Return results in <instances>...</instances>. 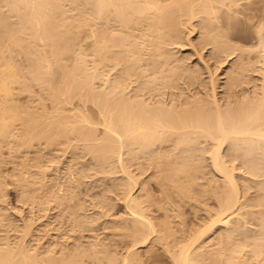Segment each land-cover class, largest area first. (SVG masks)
Returning <instances> with one entry per match:
<instances>
[{
	"label": "rangeland",
	"instance_id": "374dc122",
	"mask_svg": "<svg viewBox=\"0 0 264 264\" xmlns=\"http://www.w3.org/2000/svg\"><path fill=\"white\" fill-rule=\"evenodd\" d=\"M2 0H0V20H2V24H6V26H8V27H11L10 29H11V32L13 31V30H15V28L16 29H18V28H20L19 27V25H20V22H19V18H18V20H17V15H19V13L18 14H16V15H13V16H16L15 18L12 16V14H14L11 10L12 9H7V10H10L11 12H12V14L10 13V11H9V13H6L7 11H6V7L5 6H7L6 4L7 3H5V2H1ZM39 1H41V0H39ZM243 1H245V0H243ZM248 1V0H247ZM247 1L246 2H241V4H242V6L240 5V7H242L243 8V5H245L244 6V8H243V12L244 13H242V14H240V12L238 13V11L237 12H235L236 11V8H234L235 6H232L233 7V9L232 8H225V7H227V6H225V7H223V6H221V9H220V7L218 8V9H220V10H222V9H226L227 11H229V15H230V10L229 9H232L233 11H234V9H235V13H237L238 15L236 16V17H234L233 18V14H231V15H233V16H229V18L227 19V15H228V12H226L225 11V9H224V11H222V13H219L218 14V16L220 15V17H221V19H220V17H219V20H222V23L224 24L225 23V20H226V22L227 23H225L224 25L227 27L226 29L227 30H229V36H228V32H227V40L229 39V41L231 42V46L230 47H232L233 45L232 44H234V48H235V46L238 48V49H243V51L241 52L240 50H236V51H234V53H232V50H231V48L229 47V46H227L228 44L230 45V42L228 41L226 44H225V46H224V48L223 49H225L226 47H229L230 49L228 50V52L230 53V54H225L226 52H225V50L223 51V49H222V45H221V50L223 51V52H225L224 54L226 55H224L223 53H222V51H220L219 53H220V55L221 54H223V56L222 57H224V59L225 60H223V59H221V56H220V58H218V59H221V60H223V61H218L217 59H215L214 58V53L219 49H217V50H215V52L214 53H212V52H210L211 51V46L213 45V48H214V44H210V45H205V47H204V44H202V42H205V44L206 43H209V42H206V38H205V41H202L201 42V40L200 39H204V37L202 36L201 37V32L200 31H202V29L201 28H203L202 27V25L200 26V29L201 30H199V26H197L198 25V19L199 20H201V16L202 15H205V14H200L201 16L200 17H198V19L197 18H195V21H193L192 22V27L190 28V24L188 25V26H186L185 28H188L189 29V31H188V29L187 30H184V28L182 27V33L185 35V36H181L182 38H183V42H181L180 40L182 39H180L179 40V42H181L180 44H177L176 45V43L175 44H173L174 46H169L170 44H168V46H165V44H164V46L166 47V49L167 48H169V49H167L168 50V52H169V50H170V48H171V50H170V52L171 51H173V55H171V54H168V57L170 58V59H172V60H170L169 58H168V60H170V61H167V63L168 62H171V65H175V63H177V62H175V61H178V59L179 58H181L183 61H184V64L182 63V62H180V63H182L181 65H180V63H179V65H180V68H184L183 67V65H185V66H187L186 68H184V72H185V70L187 69V68H189V73H190V71H195V74H197L196 72L197 71H199L198 72V74L196 75V77H195V82L194 83H191V80H192V76H195V74L193 75V71L189 74L190 76H191V78H190V76L188 77L187 76V74L185 75V74H183V71L181 72L182 74L180 75V72L178 73V75L179 76H177V77H174V83H173V80L171 81L172 83V85L171 84H169L170 82H169V80H165V79H167L168 77H167V75H168V66H167V63H166V66H167V69L168 70H166V73L167 74H165V72L163 73V68L161 67V66H165L164 65V63L166 62H164L163 63V65H161V66H159L160 68H162V70L159 68V70H161L162 72H160V74H164V75H166L165 77H167V78H165L164 80H165V82H163V83H165L166 84V82H169V83H167L166 85L168 86H165L164 87V85L162 84V88L160 89V90H155L154 89V87H155V85L157 84H151V85H153L154 87H151V85H149V87H148V84H146V82L149 80V76H151L152 74H153V72L150 70L149 71V69H153V68H155V67H153V66H149V64L148 65H146V63L147 62H149V61H147L146 63H144L145 61H143L142 62V57L144 56V54H145V52H146V54L145 55H148V52L147 51H149V48H150V46L149 47H147V48H143V46L145 47V45H147V44H145V45H138L140 48H141V46H142V48L144 49L142 52L144 53L143 54V56H141L142 55V53H141V55H139L138 56V58H142L141 59V62H139L138 61V63H140L141 65H143V64H145L146 66H149L150 68H147L148 69V72L145 70V68H144V66H143V68H140V69H137V71H139L140 73H141V75H143L144 74V70H145V74L147 75H145V78L144 79H146V81L143 79V77L141 78L139 75H137L138 77H136L137 79H143V80H139L138 82H137V80H136V78H135V81H132L131 83H133L134 82V84L132 85L131 84V87H129L130 89H128L127 90V92H131V95H129L130 97H132V96H135V98H137L138 96L140 97L141 96V94H140V92H138L140 89V91H142L143 93H145V95L144 94H142V96H144V100L147 98V104H148V102H152L153 101V103H154V105H153V107H158L159 108V106H158V104L157 103H159V105H160V103L162 104V105H160L161 106V108H164L165 110H168V108L166 109L165 107H162L163 106V104L165 103V105L167 106V105H171V109L172 108H174V107H172V106H176V109L178 108H180V107H177V105L178 106H180L182 103H183V107H184V103L186 104V102H190V100L192 99V101H193V99H194V96L195 97H197L198 98V96L200 95L201 96V98L202 99H199V100H201L200 102H202V100L204 101L205 99L207 100L208 99V105L207 106H209V108L211 107V110L214 108L213 107V105H211V104H209V103H211V100H212V102H213V99L214 98H212V99H210L211 97H212V93H213V90H214V92H216L215 93V97H217V99H218V102H220V104H222V108L224 107V108H226L225 106L227 105H230V103L232 104V102H233V106L232 107H234L235 109H238V108H236L235 106H237L236 104L238 103V102H241V103H238V104H241V105H238V107H240L241 106V108L243 107L242 105H244V107L243 108H247V106H249V104L247 105V103H250L251 102V100H249V99H251L252 98V100L253 99H256L257 97H260V96H262L263 94H264V0H249L248 2L249 3H247ZM3 3H5V4H3ZM65 3V2H64ZM67 3H68V1H67ZM216 2H214L213 4H215ZM63 5V4H62ZM61 5V7H63L64 8V5H65V8H70L72 5H70V6H66V4H64L63 6ZM215 5H219V3H217V4H215ZM84 6V5H83ZM82 6V7H83ZM2 7V8H1ZM60 7V8H61ZM85 7H87V6H85ZM84 7V8H85ZM223 7V8H222ZM249 7V8H248ZM4 8V9H3ZM8 8V7H7ZM60 8H58V9H60ZM63 8H62V12L65 10V8H64V10H63ZM80 9H78V8H73V11L75 10V13L72 11V10H65L66 12L67 11H70L68 14H69V16L70 17H72L73 16V13L74 14H77L78 12H79V10L80 11H82L84 8H82V10H81V7H79ZM242 8H240L239 9V7H238V10H241ZM2 9V10H1ZM58 9H56L55 11H54V14H55V18H58V17H60L62 14H64V13H59V15L60 16H58V13H57V10ZM78 9V12H76V10ZM85 10V11H84ZM82 12L83 13H85V12H88L87 11V9L85 8ZM5 11V12H4ZM60 11V10H59ZM218 12H221V11H219V10H217ZM233 11L231 12V13H233ZM16 12H18V11H16ZM72 12V13H71ZM226 12V13H225ZM4 13V14H3ZM81 13V12H80ZM83 13L81 14V15H83ZM250 15H249V14ZM3 14V15H2ZM8 14V15H7ZM66 14L67 13H65L63 16H61V18L63 17L64 18V16H65V18H68L67 16H66ZM67 14V15H68ZM79 14V13H78ZM222 14V15H221ZM4 17H2V16ZM56 15H57V17H56ZM72 15V16H71ZM236 15V14H235ZM240 15V16H239ZM76 16V15H75ZM74 16V17H75ZM79 16V17H78ZM5 17H6V19H5ZM19 17V16H18ZM53 17H54V15H53ZM69 17V18H70ZM77 17L80 19V14L79 15H77ZM76 17V18H77ZM231 17V18H230ZM3 18V19H2ZM8 18V19H7ZM14 18V19H13ZM60 18V19H61ZM64 18V19H65ZM68 18V20H70L71 21V23H72V21H74L72 18H70L69 19ZM81 18H82V16H81ZM233 18V19H232ZM238 18V19H237ZM12 19V20H11ZM60 19L58 18V19H55V20H57V22H59L58 23V25H59V28H61V30H63L64 29V27H66V29L67 30H69V29H71L72 31H71V34H66V32H70V31H66V32H64V31H61L60 30V32H64L66 35H68L67 37H69L70 38V40H71V36H74L73 35V33H74V30L76 31V29H74L75 27H76V25H79V23H80V25H81V22H78V23H76V21L74 22V23H72V24H70L71 26L69 27V25L67 24V23H70V22H68L66 19V23L64 22V21H60ZM197 19V20H196ZM7 20V21H6ZM13 20H14V22H13ZM54 20V19H53ZM81 21H82V19H80ZM234 20V21H233ZM6 21V22H5ZM12 21V22H11ZM17 21H18V23H17ZM224 21V22H223ZM56 22V21H55ZM56 22V23H57ZM60 22H64V25L63 24H61ZM200 22V21H199ZM14 23V24H13ZM17 23V25H15ZM55 23V24H56ZM83 23V22H82ZM8 24V25H7ZM53 24H54V22H53ZM73 24H75L74 26H73ZM199 24H201V23H199ZM222 24V25H223ZM1 25V24H0ZM48 25H52V24H48ZM57 25V26H58ZM61 25H62V27H61ZM67 25V26H66ZM83 25V24H82ZM81 25V27H83ZM85 26H86V23L84 24ZM193 25H196L195 27L193 26ZM228 25V26H227ZM15 26V27H14ZM84 26V27H85ZM225 26L223 27V28H225ZM4 27H5V25H3V26H0V32H2L0 35H3L4 36V39H2V42H5L4 44L3 43H1V45H9V43L8 42H12L13 43V39L11 38V39H9V40H13V41H8L7 42V36L9 35V34H12V33H14V34H12L11 36L13 37V35H14V38L16 37V38H18V36H19V39H20V37L21 38H23L24 37V33L22 32H18V30L20 31V29H18V30H15V31H13L12 33L9 31L10 29L8 28V31H6L5 29H4ZM18 27V28H17ZM48 27V26H47ZM52 27V26H51ZM67 27H69V29L67 28ZM83 27V28H84ZM6 28V27H5ZM6 28V29H7ZM49 28H50V26H49ZM58 28V27H57ZM83 28H80V27H77V30L79 29V30H81L82 32L80 33V31H78V33H76L75 32V36H76V34H77V38L74 36L73 38H76V40H78V41H76V40H74V46L76 47V49L78 50H80V51H82L83 49H84V47H85V49L83 50L84 51V53H83V51L81 52V54L83 53V55L85 56H88L87 58H84V56L83 55H81V56H83V58L84 59H86V61H84V66H83V69L84 70H87V71H93L94 70V68L95 67H92V66H94V65H92L91 63H93V61L94 60H96L97 58H99V55L97 54V55H95V50L93 49V48H95V47H93L92 48V45H91V41H93L91 38H89L88 37V31H89V25H88V27L86 26L84 29ZM86 28H87V30H86ZM192 28H196V30L194 31V29H192ZM229 28V29H228ZM54 29H55V26H54ZM54 29L52 30V28L50 29V30H52L51 32L53 33V31H54ZM66 29H64V30H66ZM74 29V30H73ZM83 29V30H82ZM101 29V28H100ZM225 29V30H226ZM5 30V31H4ZM56 30V29H55ZM59 30V29H58ZM58 30H56V31H58ZM193 30V31H192ZM84 31H86V32H84ZM110 31V30H109ZM112 31V30H111ZM184 31V32H183ZM192 31V32H191ZM204 31V30H203ZM6 32L8 33V32H10V33H8L7 34V36H6ZM18 32V36H16V33ZM60 32H57V33H59V35H57L56 34V32L54 33V34H56L57 35V37H59L61 34H60ZM191 32V33H190ZM87 33V34H86ZM188 33V34H187ZM202 33H204V32H202ZM5 34V35H4ZM22 34V35H21ZM65 34H62V35H64V36H60V41H61V39H62V41H63V38L62 37H65L66 35ZM81 34V35H80ZM157 34V33H156ZM156 34H155V36H156ZM71 35V36H70ZM187 35V36H186ZM200 35V36H199ZM203 35V34H202ZM204 35H205V33H204ZM6 36V37H5ZM10 36V35H9ZM10 36V37H11ZM23 36V37H22ZM80 36V37H79ZM89 36H90V34H89ZM0 37H2V36H0ZM65 38V40L67 41V39H69V38ZM82 37V38H81ZM91 37V36H90ZM199 37V38H198ZM3 38V37H2ZM81 38V39H80ZM186 38V39H185ZM24 39V38H23ZM1 40V39H0ZM4 40V41H3ZM18 39H15V42L17 41ZM64 40V41H65ZM90 40V41H89ZM19 41V40H18ZM17 41V42H18ZM61 41V44L64 42H62ZM65 41V42H66ZM69 41V40H68ZM14 42V43H15ZM26 42H29V41H27L26 40ZM64 42V43H65ZM201 42V43H200ZM14 43H13V46L14 47H17V46H15L14 45ZM24 43V44H23ZM23 43H19L18 42V44H20V45H24L25 46V42H23ZM70 43V42H69ZM68 43V44H69ZM72 43H73V41L71 40V44L69 45V46H71L72 45ZM90 43V44H89ZM17 44V43H16ZM65 44H67V42L65 43ZM77 44V45H76ZM82 44V45H81ZM221 44H223V42H221ZM0 45V46H1ZM6 46V48L8 47V49H6V52H4V50L5 49H3L2 47L3 46H1L0 48H2V49H0L1 51L0 52H4V54L3 55H8V57L7 58H10L9 56H11V54H12V52H11V46L9 45V46ZM29 44L27 43L26 44V46H28ZM82 47H81V46ZM12 46V47H13ZM22 46H21V48H22ZM23 46V47H24ZM30 46V45H29ZM94 46V45H93ZM72 47V46H71ZM70 47V48H71ZM75 47H74V49H75ZM78 47H80V48H78ZM136 47V46H135ZM151 47H152V45H151ZM9 48H10V50H9ZM27 48H29L30 49V47H27ZM26 48V50H28ZM82 48V49H81ZM17 49V48H16ZM15 48H13V52L16 54V52H15V50H16ZM67 49H69V48H67ZM72 49V48H71ZM76 49L75 50H73V51H76ZM90 49V50H89ZM145 49H146V51H145ZM151 49V48H150ZM166 49H165V51H166ZM216 49V48H215ZM232 49H233V47H232ZM236 49V48H235ZM234 49V50H235ZM7 50H9L8 52H11V54L10 53H7ZM19 47H18V49H17V51L19 52ZM25 49H23L22 51H24ZM25 50V51H26ZM91 50H92V53L94 54V56H95V58H94V56H92L93 54L91 53ZM153 50H154V48H153ZM220 50V49H219ZM218 50V51H219ZM22 51H21V53H22ZM24 51V52H25ZM69 51V55H67V54H65V53H67ZM66 50V52L65 53H59V54H65L66 56H65V58H62V57H60V56H58L56 59H58L59 57L62 59V61L60 60V58H59V60L58 61H61V62H59V65H60V68H61V63L64 61V66H63V68H61V69H64V67L67 69V71H68V73L69 72H71V71H69L70 70V68H71V70H72V68H75L74 66L77 64V63H75L74 64V66L72 65V63H74L73 61H75V59H76V54H74V53H77V55L79 54L77 51L76 52H73L72 50H71V52H73V53H71L70 52V50ZM217 51V52H218ZM240 51V52H239ZM27 52V51H26ZM86 52V53H85ZM152 52V51H151ZM157 52V51H156ZM167 52V51H166ZM169 52V53H170ZM238 52V53H237ZM6 53V54H5ZM14 53L12 54V55H14ZM20 53V52H19ZM19 53H17L15 56H13V57H15V58H17V59H14L13 57H11V60H15L14 61V63L16 62V60H17V62L15 63V64H13L12 63V61L9 59V61H10V63L11 64H13L12 66H13V69L14 70H16L15 68H14V65H20V66H16L17 67V74L18 75H20L18 72H20V73H22V71H23V73H25V75H24V77L26 76V80L24 79V78H21V77H23L22 76V74H21V77H20V79L19 80H21V79H24V80H22V81H20L21 82V84L20 85H18L19 83H13V88H12V90L14 91V90H16V91H14L13 93H14V99L12 98V97H10V99L12 98L15 102H13V104H12V102L10 103V104H12L13 106H15V107H20V105H21V107H23L24 108V106H25V109L26 108H28L30 111H28L29 112V115L31 116V115H33V114H31V113H35V112H37V111H39V113L40 114H42L43 113V111L45 110V109H43L44 107L46 108V110H45V115H47L48 113L50 114L51 112L54 114V117H55V115L57 114L56 113V110H55V113L53 112V110H54V108H52L53 106H55V108H56V105L57 104H59L60 106L58 107L57 106V112H59V113H63V116H64V113L67 111L68 112V110H70L71 111V109H73L72 111H71V114H69V113H65V115H69V117L68 116H64V117H62L61 115L62 114H60V115H58V116H61L63 119H65V118H70V116L71 115H73V116H75V115H77V114H79V112L83 109V110H85L84 112H86L85 114L87 115V114H90L89 115V119H91V117H93V116H96L95 114H96V109L94 110L95 112H90L89 111V108L91 107V105H93V104H91L90 106H88L90 103H91V101H89V100H86V101H89V103H87L86 102V105H85V107L83 108V105L85 104V103H83V102H85V100H83V96H82V98H80L79 97V99H82L83 100V102L82 101H80L79 99H74L73 100V98H74V96H73V98H72V103H65V102H62V101H60L61 102V104H60V102L58 103L57 101H55V102H57L56 103V105H53L52 106V103H54V102H50L51 100H49V98H47L48 96H46V92H44V91H47L48 92V90L46 89V90H43L44 88H45V85L44 84H42V85H40V83H43L42 81L39 83V85L35 82V83H33L34 82V80L32 79V77H30V75L28 76V74H27V72H30V71H28V61L30 62L31 60L30 59H28V61H26L27 59L25 58V56L23 55V54H25V53H22V54H19ZM154 53H155V51H154ZM153 53V54H154ZM172 53V52H171ZM213 54V57H212V54ZM1 54V53H0ZM19 54V55H18ZM58 54V55H59ZM72 54H73V56L74 57H72ZM92 54V55H91ZM211 54V55H210ZM3 55H2V57H3ZM6 55V56H7ZM80 55V54H79ZM151 55V54H150ZM170 55V56H169ZM177 55V56H176ZM227 55H229V56H227ZM240 55V57H238V56ZM6 56H5V59H6ZM20 57V60H19V57ZM26 56H27V53H26ZM29 56V55H28ZM27 56V57H28ZM64 56V55H63ZM69 56V59L67 58ZM141 56V57H140ZM173 56V57H172ZM179 56V57H178ZM180 56H182V57H184V58H182V57H180ZM211 56V57H210ZM243 58H242V57ZM70 57H72V58H70ZM90 57H91V59H90ZM92 57L94 58V59H92ZM145 57V56H144ZM148 58H150L149 57V55L147 56ZM172 57V58H171ZM216 57V56H215ZM74 58V59H73ZM77 60L79 61V56H77ZM146 58V57H145ZM148 58H146L147 60H148ZM178 58V59H177ZM214 58V59H213ZM2 59H4V58H2ZM23 59H24V61H23ZM54 59V58H53ZM64 59V60H63ZM67 59V60H66ZM81 60L80 61H82V58H80ZM83 59V60H84ZM99 59H101V57L99 58ZM173 59L175 60V59H177V60H175V61H173ZM55 60V59H54ZM93 60V61H92ZM144 60V59H143ZM181 60V61H182ZM188 61L187 63H188V65H187V63L185 64V62L186 61ZM19 61V62H18ZM23 61V62H22ZM56 61V60H55ZM55 61H53V64H52V68L54 67L53 65L54 64H56L58 61H56V63H55ZM79 61V63H83V62H80ZM90 61V62H89ZM92 61V62H91ZM101 61V60H100ZM179 61H180V59H179ZM240 62V63H242L243 65H241L240 63H238V62ZM243 61V62H242ZM21 62V63H20ZM33 62V61H32ZM75 62H77V61H75ZM96 62V61H95ZM98 62H99V60H98ZM97 62V63H98ZM174 62V63H173ZM220 62V63H219ZM235 62H236V65L238 66H244V64H245V67H247L246 68V74L244 73L243 74V69L241 68H239L240 70H242L241 71V73L243 74V75H241L240 73H239V70L237 71V75L239 76V75H241L242 76V78H241V81L238 83V81L237 82H234L235 83V85L234 84H231L230 85V83H232L233 82V80H235L234 78L236 77H234V75H233V72L235 71V74H236V70L238 69L236 66H234V64H235ZM97 63H95L96 65L95 66H97ZM101 64H102V62H100ZM100 63L98 64V68H100L99 70H101V67H100ZM137 63V65H136V68L140 65V64H138ZM143 63V64H142ZM150 63V62H149ZM238 63V64H237ZM24 64H26V65H24ZM29 64H31V62L29 63ZM44 64V63H43ZM67 64V65H66ZM80 64V65H81ZM151 65H152V63H150ZM70 65V66H69ZM79 65V64H78ZM78 65H76V66H78ZM92 65V66H91ZM140 65V66H141ZM158 65H160V64H158ZM177 66H178V64H176ZM197 65V66H196ZM30 66V65H29ZM73 66V67H72ZM103 66V65H102ZM105 66V65H104ZM107 66V65H106ZM103 67V68H109L108 66L107 67ZM119 66V65H118ZM116 67V68H111V70H110V68L109 69H107V70H109V72L108 73H110V76L108 75H106L107 77H110L111 78V80H112V82H114V81H116V80H114L113 81V79H117V77H118V75L121 73L120 72V70L118 69L119 67ZM121 67L123 66V65H120ZM139 66V67H140ZM165 66V67H166ZM170 66V65H169ZM191 66V67H190ZM32 66H30L29 68H31ZM92 67V68H91ZM120 67V68H121ZM138 67V68H139ZM142 67V66H141ZM165 67H164V69H165ZM193 67V69L192 70H190L191 68ZM201 67V69H199ZM18 68H20V70H18ZM25 68V69H24ZM51 68V69H52ZM97 68V67H96ZM95 68V69H96ZM97 68V69H98ZM158 68V67H157ZM170 68V67H169ZM172 68H173V66H172ZM194 68H195V70H194ZM22 69V70H21ZM54 69V72H55V70H56V73H58L59 71V73H60V75H61V73L63 72L62 70H60L59 68H58V66H57V64H56V66L53 68ZM66 69H64V71H66ZM69 69V70H68ZM92 69V70H91ZM112 69H114V71L112 70ZM115 69L116 70H119V72H116L115 71ZM141 69H143V72H142V70ZM156 69V68H155ZM155 69H153V71H154V73L155 74H153V75H156V72H155ZM235 69V70H234ZM31 70H32V68H31ZM48 70V69H47ZM74 70V69H73ZM106 69H104V71H107ZM179 70H181V69H179ZM183 70V69H182ZM188 70V69H187ZM234 70V71H233ZM245 70V69H244ZM50 70H48V72H49ZM53 71V70H52ZM51 71V72H52ZM62 71V72H61ZM98 71V70H97ZM103 71V72H104ZM113 71V72H112ZM228 71V72H227ZM233 71V72H232ZM249 73H248V72ZM47 72V73H48ZM51 72H50V74H48V75H52L53 77L52 78H56L57 76V80H59V75L57 74L55 77H54V75L53 74H51ZM98 72H102V70L101 71H98ZM138 72V73H139ZM147 72V73H146ZM178 72V71H177ZM32 73H34V71L32 72ZM56 73H54V74H56ZM68 73L67 72H65V74H67L68 75ZM119 73V74H118ZM143 73V74H142ZM149 73L151 74V75H149ZM157 73H159V71H157ZM227 73H228V75H227ZM239 73V74H238ZM27 74V75H26ZM64 74V73H63ZM62 74V75H63ZM70 74V73H69ZM100 74H102V73H100ZM99 74V78L98 79H100V78H102V77H100L101 75ZM105 72H104V77H105ZM111 74H113L114 75V77H113V75H111ZM163 74L161 75L162 77H164L163 76ZM201 74V75H200ZM230 74H231V76H233L234 78L232 79V81H231V78L232 77H230ZM249 74V75H248ZM33 75V74H32ZM47 75V76H48ZM66 75V76H67ZM120 75H123V74H120ZM245 75V76H244ZM246 75H248V76H246ZM46 76V75H45ZM64 76V75H63ZM144 76V75H143ZM157 76L160 78H157ZM156 77L155 76H153V77H155L154 78V80L157 78V79H159L158 81H159V88H160V83H162V80H161V78L162 77H160L159 76V74L157 75ZM184 76V77H183ZM229 76V77H228ZM34 77V76H33ZM106 77V78H107ZM121 77V76H120ZM123 77V76H122ZM140 77V78H139ZM148 78V80H147V78ZM153 77L151 76V78H150V80H149V84H150V82H152L151 81V79L153 80ZM172 78H173V76H171ZM182 77V78H181ZM186 77H188V78H190L191 80H189L188 78H187V80H186ZM202 77V78H201ZM32 79L31 81H29L30 79ZM51 78V77H50ZM106 78H103V79H100V80H98V81H96L95 80V85L97 86V89H99V90H101V91H103L104 90V88H107L106 87V84H104L103 83V81H104V79H106ZM110 78H109V80H110ZM133 78V79H134ZM169 78H170V76H169ZM213 78V79H212ZM227 78H228V80H227ZM230 78V79H229ZM244 78H245V81L244 82H242L243 80H244ZM28 79V80H27ZM56 79H54V81L56 80ZM108 79V78H107ZM118 79H119V77H118ZM117 79V80H118ZM156 79V80H157ZM171 79V78H170ZM182 79V80H181ZM184 79V80H183ZM199 79H200V81H199ZM216 81H215V80ZM53 80V79H52ZM56 80V81H57ZM101 80H103V81H101ZM121 80V79H120ZM177 80V81H176ZM181 80V81H180ZM197 80H198V82H197ZM211 80H213V81H215L214 83L215 84H213L214 86H209V85H212V82H211ZM231 81L230 83L228 82V81ZM17 81H18V79H17ZM23 81H24V83H28L27 81H29L30 82V84L27 86V84H26V86H25V84L23 83ZM38 81V80H37ZM141 81L142 82H145V84H144V87H143V89L144 88H147L148 89V93H147V89H146V91L144 92L143 91V89H142V87L141 86H143V85H141V86H138L140 83H141ZM180 81V82H179ZM207 81H208V83H207ZM236 81V80H235ZM106 82V81H105ZM109 82H111V81H109ZM136 82V83H135ZM140 82V83H139ZM154 82V81H153ZM157 82V81H156ZM181 82H184V83H181ZM22 83L24 84V85H22ZM32 83V84H31ZM177 83V84H176ZM187 83V84H186ZM226 83V84H225ZM237 83V84H236ZM15 84V85H14ZM35 84V85H34ZM101 84V85H100ZM141 84H143V83H141ZM174 84H176V86L174 85ZM182 84V85H181ZM185 84V85H184ZM209 84V85H208ZM22 85V86H21ZM105 85V87L104 88H102V86H104ZM135 85V86H134ZM145 85H147V86H145ZM171 85V86H170ZM187 85V86H186ZM232 85H234V86H232ZM16 86V87H15ZM25 88H24V87ZM40 86H42V87H40ZM47 86V85H46ZM96 86H95V89H96ZM130 86V85H129ZM139 88H138V87ZM156 86H158V84L156 85ZM170 86V87H169ZM183 86V87H182ZM20 87V88H19ZM22 87H23V89H22ZM44 87V88H43ZM141 87V88H140ZM175 87V88H174ZM186 87H190L189 89L187 88V91H186ZM211 87V88H210ZM30 88V89H29ZM40 88H41V90H40ZM47 88V87H46ZM136 89L135 91H137L138 89V95H136V93L134 92V94L135 95H133V89ZM151 88H153L152 89V91L154 90V92L155 93H153V92H151V90L150 89ZM158 88V87H157ZM156 88V89H157ZM158 88V89H159ZM169 88H171V89H169ZM172 88H173V90H172ZM179 88V89H178ZM232 88V89H231ZM20 90V91H18V90ZM78 89H80V90H78ZM78 89H75V90H77V91H81V87L80 88H78ZM201 90V91H199V90ZM230 90V92H229V90ZM25 90V91H24ZM27 90V91H26ZM29 90V91H28ZM82 90L83 91H81L82 92V94H80L81 92H79V93H75L76 95H75V98H77V96H79V94H80V96L81 95H84L86 92L84 91L85 89L84 88H82ZM99 90H97V91H99ZM130 90V91H129ZM149 90H150V93H149ZM168 90V91H167ZM169 90H171V92L169 91ZM24 91V92H23ZM163 91V92H162ZM181 91V92H180ZM184 91V92H183ZM262 91V92H261ZM41 92V93H40ZM74 92V91H73ZM83 92H84V94H83ZM168 92V93H167ZM173 92H175V93H173ZM197 92V93H196ZM12 93V94H13ZM15 93H16V95H15ZM49 93V92H48ZM47 93V94H48ZM164 93H165V95H164ZM179 93V94H178ZM181 93H184V94H181ZM200 93V94H199ZM206 93V94H205ZM257 93V94H256ZM263 93V94H262ZM45 94V95H44ZM68 94V93H67ZM73 94V93H72ZM71 94V91H70V95H72ZM78 94V95H77ZM152 94H153V97H152ZM170 94H171V96H170ZM181 94V96H179ZM189 96H188V95ZM198 94V95H197ZM204 94V95H203ZM261 94V95H260ZM41 95V96H40ZM42 95H44V96H42ZM158 95H160V96H158ZM163 97H162V96ZM172 95H178V96H172ZM183 95V96H182ZM229 97H228V96ZM257 95V97H255ZM147 96V97H146ZM149 96V97H148ZM156 96H158V97H156ZM192 96V97H191ZM200 96H199V98H200ZM203 96V97H202ZM227 96V97H226ZM44 97V98H43ZM65 95L62 97V100H65ZM72 97V96H71ZM130 97H129V99H130ZM138 97V98H139ZM174 97V98H173ZM183 97H184V99H183ZM185 97H186V99H185ZM251 97V98H250ZM37 98V99H36ZM46 98V99H45ZM64 98V99H63ZM132 98H134V97H132ZM149 98V99H148ZM177 100H176V99ZM179 98H182V99H179ZM232 98V99H231ZM247 98V99H246ZM264 97L262 96V99H263ZM18 99V100H17ZM40 99H42V100H40ZM85 99V98H84ZM143 99V98H142ZM158 99V100H157ZM169 99V100H168ZM173 101H172V100ZM180 100V103L182 102V101H184V102H182L180 105H179V100ZM188 99V100H187ZM12 100V101H13ZM37 100V101H36ZM53 100V99H52ZM76 100V101H75ZM152 100V101H151ZM156 100V101H155ZM166 100V101H165ZM171 100V101H170ZM175 100H176V102H175ZM182 100V101H181ZM197 100V99H196ZM236 100V101H235ZM246 101V103H245V101ZM249 100V102H247ZM258 100V99H257ZM256 100V101H257ZM261 100V97H260V99L258 100L259 102H261L260 101ZM0 101L2 102V100L0 99ZM16 101H18V102H16ZM54 101V100H53ZM70 101V100H69ZM158 101V102H157ZM161 101V102H160ZM169 101V102H168ZM194 101H195V99H194ZM194 101H193V103H194ZM198 101V100H197ZM238 101V102H237ZM242 101H244V102H242ZM255 101V102H256ZM10 102V101H9ZM9 102H8V104H9ZM35 102H37L36 104H35ZM43 102V103H42ZM68 102V101H67ZM168 102V103H167ZM196 102V101H195ZM205 102V101H204ZM203 102V103H204ZM230 102V103H229ZM15 103L17 104V106L15 105ZM24 103H25V105H24ZM83 103V104H82ZM146 103V102H145ZM152 103V104H153ZM175 103V104H174ZM177 103V104H176ZM236 103V104H235ZM244 103V104H243ZM252 103V102H251ZM250 103V104H251ZM258 103V102H257ZM257 103H255L256 104V106L259 104H257ZM19 104V105H18ZM31 104V105H30ZM41 104H43V105H41ZM64 104H66V105H64ZM149 104H151V103H149ZM148 104V105H149ZM155 104H157V106H155ZM189 104V103H188ZM190 104H191V106H193L194 104H192L191 102H190ZM213 104V103H212ZM246 104V105H245ZM253 104H254V102H253ZM11 105V106H12ZM22 105H24V106H22ZM29 105V106H28ZM164 105V106H165ZM204 105V104H203ZM205 105V106H206ZM211 105V106H210ZM252 105V104H251ZM39 106V107H38ZM44 106V107H43ZM61 106H64V107H62V108H60ZM81 106V107H80ZM169 106H167V107H169ZM188 106H189V108H190V105H186L185 106V109H188ZM206 106V107H207ZM246 106V107H245ZM30 107H31V109H30ZM76 107H78V109L80 110V111H78V109H77V111H76V114L74 113L75 112V108ZM182 107V106H181ZM205 107V108H206ZM229 108L231 107V106H228ZM23 108H21L20 109V111H22L23 110ZM33 108V109H32ZM43 109V111H42V113L40 112L42 109ZM64 108V109H63ZM65 108H66V110H65ZM86 108V109H85ZM92 108H93V106H92ZM92 108H91V110H92ZM170 108V107H169ZM208 108V107H207ZM206 108V109H207ZM209 108L207 109V110H209ZM19 109V108H18ZM59 109H62L61 110V112L59 111ZM68 109V110H67ZM176 109H174V111L176 110ZM181 109V108H180ZM179 109V110H180ZM228 109V108H227ZM231 109V108H230ZM240 109V108H239ZM34 110V111H33ZM49 110H50V112H49ZM82 110V111H83ZM170 110V109H169ZM181 110H183V108L181 109ZM33 111V112H32ZM47 111V112H46ZM64 111V112H63ZM74 111V112H73ZM81 111V112H82ZM242 111V110H241ZM23 112H27V110L25 111H22V113ZM31 112V113H30ZM78 112V113H77ZM83 112V113H84ZM21 113V112H20ZM21 113V114H22ZM83 113H81V114H83ZM94 113V114H93ZM26 114V113H25ZM36 114H38V112L36 113ZM36 114H34V116H33V118L35 117V115ZM48 114V116H45L44 115V113H43V116L41 117V120L43 119V117H47V119L45 120V119H43V120H45V122L47 121L48 122V124H50V123H52V122H49V120H50V118L51 119H54V118H52V116H50ZM52 114V115H53ZM85 114H83L84 116H85ZM27 115L28 114H26V116L25 117H27ZM28 115V117H29V119H31L32 118V116L30 117ZM99 114L97 113V116H96V118H100L101 119V117H100V115L98 116ZM38 116H40L39 114L37 115V117ZM50 116V118L48 119V117ZM79 116V115H78ZM77 116V118H72V116H71V118L70 119H74V120H76V119H79V117ZM91 116V117H90ZM23 118H21V119H23L24 120V116H22ZM86 117H88V116H86ZM32 118V119H33ZM62 118H60L59 117V119L61 120ZM66 119V120H64L63 122H65V121H70V119ZM27 119V118H26ZM24 120L25 122L27 121V120ZM32 119L30 120V121H32ZM38 119H40V118H38ZM55 119H58V117L56 116L55 117ZM19 121L18 122H20L21 120L20 119H18ZM22 120V122H24ZM37 119H36V117H35V120H34V124H35V126L37 127V125H38V123L41 121H36ZM16 121V120H15ZM52 121V120H51ZM56 121V120H55ZM58 121V120H57ZM18 122H16V126H15V124H13L14 123V121H13V125H12V128H11V130L12 131H14L16 128V130L14 131V133L13 132H10L11 134H12V137H10L9 135H6L5 137H7V139L5 138L4 140L5 141H7L6 143H4L5 141L3 140L2 141V139H0L2 142L0 143V168H1V170H0V173H1V175H0V191L3 193V191H4V193L3 194H1V192H0V214L1 215H3V216H0V248H1V250H4V248H5V251H6V249L8 248V249H17V246L19 245V249L20 248H26L25 249V252L26 251H31V252H33L34 253V251L33 250H35L34 248H36L37 249V251H35L36 253V255L35 256H37V257H35L36 259L37 258H39L40 257V255H41V259H43V261H44V259H46L45 260V262L47 263V261H48V259L49 258H51L50 256L52 255V257H55V258H57V260L58 261H60V260H62V259H60V258H58V257H63V259H64V256H65V258H67V256H68V254H69V252H70V254L72 253L71 252V250L72 249H75L74 248V246L76 247V249H77V251H78V247H80L79 249L81 250V249H83L84 247L87 249H83L84 250V252L85 253H88V255L90 254V256L92 257V255H94L95 254V251H97V250H101V251H103V253L104 252H106V253H104V256H103V258L107 255V253L110 255H108L109 257H112L111 256V252H115L116 254H117V256H115V258H117V257H119V259L121 258V257H123L124 258V255H127V254H129V252L131 251L132 252V254L134 253V257H137L138 256V258H135L136 260H138L136 263L137 264H169L170 263V261L172 262V259L170 260V254H169V252H167V251H172V249H175V248H173V247H176V249L175 250H178L177 248H179V246L181 245L180 244V241H181V243L182 244H184V243H186L187 242V240L190 238V234L191 233H194V231H196L197 230V228H199L200 226H202L203 227V225H205V224H207L210 220H211V216H212V214L215 212V210H219V208H218V206H219V204H220V206L222 205L221 203H223V200L222 201H219L220 199H222V195H224L223 194V192L227 189L228 190V186L230 187V185H227V182H225V179L223 178L224 176H222V174L221 173H219L214 167H212L213 166V164H212V162H210L211 161V157H210V149H212V145H213V141L212 140H210V139H208V138H205L204 137V139H202V137H200V139H197V140H194L195 142H197V143H193V138L195 137H191V139H190V136H188V139L186 140L187 141V143H191V141H192V145L190 144V145H188L186 142H184L183 141V143L181 142V139H179V137L181 136V135H179V133H176V134H178L179 136H177L175 133H171V137H172V139L176 142H181L183 145H184V148H186L187 147V145H188V148H189V146H192L193 147V151L192 152H188V154L190 153L192 156H194L193 154H195V158L193 157V159H195V161L192 159V157H190V159H192L195 163H193V165H194V167L193 168H195L196 169V171H195V173H196V175H198V176H196L195 174H194V172L193 171H188L189 169H191L192 168V163H190L189 165H191V166H188L187 164H186V161L188 160L186 157H188V156H186V155H184V153H186L188 150L190 151V149H186V152H184L185 151V149L184 148H182L183 147V145H182V147H180L181 146V143H179V152L182 154L183 152V154L182 155H184V156H186L185 158H184V156H183V160H185V159H187V160H185V162H183V160H182V156H181V154L180 153H178V148L176 149V147L175 146H177V145H175V146H173L175 143H174V141L171 139V138H169L167 135L165 136L167 139H171L170 141H168V140H166L165 138V140H164V144H162V143H160V142H158V141H153V142H151V144H153V143H155L156 142V144H154V146L152 145L151 146V144H150V146H148V147H150V148H148L147 149V151L145 150V152L143 151V149H145V147L143 148H141L139 145H136V144H129V146H127L128 145V142L126 143V144H124V145H126V147H124L125 149V153H124V151H123V149L121 148H119V146H117L114 150H113V152H116V153H118V150H117V148H119L120 150H122V151H119V153L120 152H122V153H120L121 154V156L119 155V154H111V153H113L112 152V150L110 149V154H111V156H110V154H109V152H107V153H104V152H106L107 150V148H105V149H103L104 150V152H103V150H102V148H101V145L99 144H96V142H95V144H96V146L98 147H96L97 149H99L98 151H102L104 154H105V158H107V155H108V157L110 156L111 157V159L109 160V162H108V164H103L104 165V168H101V163L103 162V161H100V160H103V158L101 159V158H98L99 160H98V162H97V160H94V159H97V158H95V157H93V156H96V155H92L91 154V152L90 151H93L92 149H94V147H95V145H93V141L92 142H89V140L87 139V138H89L90 136L88 135V132L90 133V131H92L93 133L96 131L97 132V136L98 137H100L101 139H103L104 138V134H103V132H101L102 130L101 129H98V130H95V131H93L92 129L90 130V131H87L88 129H87V127L89 126L88 124V126H86L85 127V129L82 127L83 125L85 126V124L84 123H81L82 124V126H80V127H82L84 130V132H85V134H87V136L84 134V138L86 139V140H88V142H85L86 140H83V141H81L82 139H84L83 137H81V134H80V131H81V129L82 128H80L78 131H79V134H78V136L79 137H81V138H79L77 135H76V133H78V131L77 130H75V131H73V132H75V133H73L72 134V132H68L67 131V137H68V133H71V135L69 136L70 137V140H71V142H73V144H70V140L68 141L67 140V138L65 137V139H66V141L67 142H69V144H67L66 145V143L65 144H63V146H61V144H59V143H57V144H54V145H52L51 146V144L52 143H54L55 141V139L54 138H52V137H50V140L51 139H53V141H52V143L50 144V145H48L49 143L48 142H51L50 140H48V139H46L45 137V135L43 134V131L44 132H46L45 131V129H46V127L49 129L51 126H52V124H56L57 122H55V123H52L51 124V126H49L48 124H46L45 122V125H48V126H45V128L44 127H42V126H44V125H40V127H42V133L41 134H43L44 136V138H43V140L42 139H40V138H42V136H41V134H39V133H36V132H38V131H41V129L40 128H38V129H40V130H37V128L34 126V124H33V127H35V129L32 131L31 129H28V131H26V132H28V134H27V136L24 134V136H22V139H20L21 138V134H22V131L24 130V129H22V127H24L25 128V125L24 126H21V123H18ZM33 122V121H32ZM36 122H37V124H36ZM41 122H43V121H41ZM53 122H54V120H53ZM58 122H60V121H58ZM61 122H62V120H61ZM60 122V123H61ZM19 125H18V124ZM60 123H58L59 124V126H58V129L57 130H59V127H60V129H61V127H63L62 125L60 126ZM41 124V123H40ZM43 124V123H42ZM62 124V123H61ZM23 125V124H22ZM64 125V124H63ZM15 128H14V127ZM54 126V125H53ZM20 127V128H19ZM32 127V128H33ZM39 127V126H38ZM55 127V126H54ZM90 127V126H89ZM13 128H14V130H13ZM44 128V129H43ZM57 128V127H56ZM19 129L21 130V131H19ZM25 129H27V128H25ZM48 129H46L47 130V132H48ZM51 129V128H50ZM32 132H31V131ZM54 130V129H53ZM16 131H18L17 133H15ZM35 131V134H38L39 135V137L40 138H33V139H31V142H30V136L32 135L33 137L34 136H38V135H33L32 133ZM56 131V130H55ZM77 131V132H76ZM20 132V133H19ZM24 132V131H23ZM51 132V131H50ZM84 132H82V134L84 133ZM30 133V134H29ZM52 133H53V131L50 133V134H48V135H52ZM17 134V135H16ZM46 134V133H45ZM173 134H175V135H173ZM15 137H14V136ZM30 135V136H29ZM90 135H92V134H90ZM94 135H95V133H94ZM194 134H192L191 136H193ZM31 136V137H32ZM62 136V135H61ZM65 136V135H64ZM97 136H93V138H94V140L96 141L97 140ZM174 136V137H173ZM2 136H0V138H1ZM28 137V139H26ZM68 137V138H69ZM87 137V138H86ZM12 138V139H11ZM24 138V139H23ZM62 138V137H61ZM61 138L60 139H56V142L58 141L59 142V140H61ZM74 138V139H73ZM78 138V139H77ZM90 138H92V136L90 137ZM92 138V139H93ZM96 138V139H95ZM99 138V140H101ZM176 138H178V139H176ZM196 138V137H195ZM194 138V139H195ZM197 138H199V137H197ZM16 139H17V141H16ZM25 139L26 140H28L29 142H30V145H29V142L27 143L26 141H25ZM64 139V138H63ZM62 139V140H63ZM80 139V140H79ZM23 142H22V141ZM35 140V141H34ZM40 140V141H39ZM46 140V141H45ZM47 140H48V142H47ZM61 140V141H62ZM74 140H75V142H74ZM79 142H78V141ZM97 141V143L99 142H101L102 143V141ZM12 141V143H10ZM25 141V142H24ZM38 141H39V143H38ZM44 141V142H43ZM61 141H60V143H61ZM64 141V140H63ZM62 141V142H63ZM203 141H205V142H203ZM9 142V143H8ZM80 143V144H78V143ZM107 142V141H106ZM176 142V143H177ZM233 142V141H232ZM231 142V143H232ZM235 142H237V141H234V143L232 144L233 146H231V144L229 145V143L228 144H226L224 147H223V150H224V152H223V150H222V152H223V155H224V158L227 160L226 162H227V166H226V168L228 167L229 169H230V171L231 172H233V175H234V178H235V180H236V182H237V184H239V195H240V206L239 205H237L236 206V208L234 209V214H235V216H237V224L236 223H233V225H234V227H235V225L237 226V228H235L233 231V234H230L229 236L230 237H228L227 238V229H225L226 227H224V225H221V223H219L218 225H219V227L217 226H215L214 227V229H211V232L208 234L207 233V235L204 237V238H206V240L205 239H203V242H205V244H204V247H208V249H207V251H206V249H204V247H203V250L204 251H206V252H204V256L208 253L210 256H208L210 259H209V263H211V261H213V259H212V257H213V255L215 256V257H219V258H221L222 256H220V254L221 253H218V251L220 250V248H221V250L222 251H224V249H222V248H225V250H226V248H231L232 247V249H234L233 251H234V255L238 258L237 260L239 261H242V263L243 264H264V153H260V150L257 148V149H253L252 150V154L250 155L249 153H246V154H248V155H246L244 152H246V150H243V149H240V147H242V146H244L243 144H239V146L240 147H238V145L236 146V144H238V142L235 144ZM16 143H17V145H16ZM24 143V144H23ZM26 143V144H25ZM48 145H46V144ZM64 143V142H63ZM75 143V144H74ZM86 143V144H85ZM92 144L93 145V148L92 149H90L89 147H91L90 145H88L87 146V149L89 148L90 149V151L88 152L87 151V149L85 150V149H83V148H86V146H84V145H87V144ZM185 143H186V146H185ZM11 144H13V145H11ZM103 144H104V141H103ZM102 144V146H104ZM107 144V143H106ZM162 144V145H161ZM172 144V145H171ZM200 144V145H199ZM234 144H235V146H234ZM4 145V146H3ZM14 145H16V146H14ZM22 145H24V146H26V147H24V146H22ZM34 145V146H33ZM44 145V146H43ZM56 145V146H55ZM76 145V146H75ZM80 145V146H79ZM130 145H132V148H135L134 149V151H133V149H131V148H129L130 147ZM147 145L148 144H146V148H147ZM228 145V146H227ZM12 146V147H11ZM22 146V147H21ZM27 146H32V147H27ZM47 148H46V147ZM50 146V147H49ZM61 146V147H60ZM72 146V147H71ZM82 146V147H81ZM108 146V145H107ZM136 146H138V147H136ZM145 146V145H144ZM165 146V147H164ZM169 146H171V147H169ZM198 146V147H197ZM200 146V147H199ZM4 147V148H3ZM11 147V148H10ZM14 147H16L15 148V150L16 151H18V152H16L15 150H14ZM55 147H56V150H55ZM58 147H60V148H58ZM70 147V148H69ZM77 147V148H76ZM100 147V148H99ZM155 147V148H154ZM175 147V148H174ZM204 147V148H203ZM238 147V148H237ZM245 147V146H244ZM264 147V146H263ZM21 148V149H20ZM26 148V149H25ZM29 148V149H28ZM31 148V149H30ZM34 148V149H33ZM37 148V149H36ZM42 148V149H41ZM66 148V149H65ZM72 148H74V149H72ZM142 149V151L143 152H141L140 151V153L136 150V149ZM154 148V149H153ZM162 148H163V150H162ZM166 148H167V150H166ZM180 148H182V149H180ZM195 148V149H194ZM198 148V149H197ZM235 148H237V150L235 149ZM40 149V150H39ZM47 149V150H46ZM49 149V150H48ZM51 149V150H50ZM64 149V150H63ZM68 149V150H67ZM97 149H94L95 151V153L97 152L96 150ZM129 149V150H128ZM160 149V150H159ZM197 149V150H196ZM203 149V150H202ZM245 149V148H244ZM30 150V151H29ZM71 150H72V152H71ZM74 150H76L75 152H74ZM81 150V151H80ZM83 150V151H82ZM109 150V149H108ZM115 150H117V151H115ZM131 150V151H130ZM174 150V151H173ZM181 150L183 151V152H181ZM208 150V151H207ZM210 150V151H209ZM255 150V151H254ZM257 150H259V151H257ZM262 150H264V148H262ZM262 150H261V152H262ZM12 153H11V152ZM38 151H41V153H42V155L44 156V157H42V155H41V153L39 152V154H38ZM48 151V152H47ZM52 151V152H51ZM135 151H137V153L135 152ZM155 151V152H154ZM162 151V152H161ZM172 151V152H171ZM195 151V152H194ZM14 152V153H13ZM81 152H83V153H81ZM93 152V153H94ZM100 152H97V154L98 153H100ZM150 152V153H149ZM151 152H153V153H151ZM168 152H171V153H173V156H172V154L171 153H168ZM207 152V153H206ZM250 152V151H249ZM258 152H259V154H261V155H259L258 154ZM10 153V154H9ZM81 153V154H80ZM88 153H90V154H88ZM131 153V154H130ZM135 153V154H134ZM149 153V154H148ZM158 153H159V155H158ZM162 153V154H161ZM12 154H14V156L12 155ZM16 154V155H15ZM46 154H47V156H46ZM70 154H71V156H70ZM76 154V155H75ZM78 154V155H77ZM101 154V153H100ZM100 154H98L97 156H100ZM123 154H125L124 156V159H123ZM166 154H168V155H171V158L168 156V155H166ZM174 154H176V155H174ZM178 154H179V156H180V158H179V156H178ZM187 154V153H186ZM198 154V155H197ZM18 155V156H17ZM36 155V156H35ZM79 156L80 157V159H79V157L77 158V157H75V156ZM84 155V156H83ZM87 155V156H86ZM103 155V154H102ZM113 155H115L114 156V158H112L113 157ZM117 155V156H116ZM119 155V156H118ZM131 155V156H130ZM135 155H137V156H135ZM145 155V156H144ZM150 155V156H149ZM74 156V157H73ZM82 156V157H81ZM86 156V157H85ZM92 156V157H91ZM133 156V157H132ZM154 156V157H153ZM162 156V157H161ZM177 156V157H176ZM203 156V157H202ZM209 156V157H208ZM248 156H249V158H248ZM3 157H4V159H3ZM24 157V158H23ZM26 157V158H25ZM36 157V158H35ZM47 157V158H46ZM58 157V158H57ZM83 157H84V159H83ZM100 157H103V156H100ZM118 157V158H117ZM136 157V158H135ZM148 157V158H147ZM153 157V158H152ZM160 158V161L162 162V165L164 164V166H167L168 167V165L164 162L166 159H165V157L167 158V157H169L170 159H171V162H172V164H173V166H174V168H176V167H178V168H180L182 171H184V175H186V176H184L183 175V172L181 173V175L182 176H180L178 173H180V172H178L179 170H177V172L175 171V169H174V173H176V174H172L173 173V171L171 170V168H173V166H172V164H171V162L169 163L172 167H169V168H166V167H164V166H160L159 165V158ZM196 157H198V158H196ZM207 157V158H206ZM253 157V158H252ZM7 158V159H6ZM9 158V159H8ZM18 158V159H17ZM41 158V159H40ZM43 158V159H42ZM56 158V159H55ZM104 158V160H106ZM129 158H130V161H128L129 160ZM134 158V159H133ZM150 158V159H149ZM158 160H157V159ZM168 158V159H169ZM246 158H247V160H246ZM251 158V159H250ZM5 159H6V161H5ZM12 159H14V160H12ZM23 161H22V160ZM51 159V160H50ZM107 159H109V158H107ZM117 159V160H116ZM165 159V160H164ZM200 159V160H199ZM225 159H223L224 160V162H225ZM246 161H245V160ZM36 160V161H35ZM42 160H44V161H42ZM61 162V165H60V162ZM90 160V161H89ZM116 160V161H115ZM134 160V161H133ZM158 162H157V161ZM180 160V161H179ZM182 160V161H181ZM192 160H189V161H192ZM198 160V161H197ZM203 162H202V161ZM209 160V161H208ZM9 161V162H8ZM12 161V162H11ZM15 161V162H14ZM19 163H18V162ZM21 161V162H20ZM26 161V162H25ZM39 161V162H38ZM42 161V162H41ZM58 163H57V162ZM70 163H69V162ZM72 161V162H71ZM85 163H84V162ZM88 161V162H87ZM101 163H100V162ZM110 161H113V162H110ZM137 161V162H136ZM167 161H169V160H166V162ZM179 163H181L180 165H181V167L180 166H178V162ZM189 161H187V163H189ZM260 161V162H259ZM13 162H14V164H13ZM29 162V163H28ZM53 162V163H52ZM94 162H97V163H94ZM126 162V163H125ZM132 162H134V163H132ZM208 162V163H207ZM210 162V163H209ZM225 162V163H226ZM2 163H4V164H2ZM21 163H24L23 165L21 164ZM25 163H27L26 165H25ZM34 165H33V164ZM42 163H43V166H42ZM64 163V164H63ZM66 163H67V165L69 166H67L66 165ZM73 165H72V164ZM79 163H80V165H79ZM89 163V164H88ZM104 163H105V161H104ZM125 163V164H124ZM131 163V164H130ZM139 163V164H138ZM168 163V162H167ZM203 164V166H202V164ZM229 163V164H228ZM2 164V165H1ZM36 164V165H35ZM40 164V165H39ZM98 166H97V165ZM115 164H116V166H115ZM124 164V165H123ZM127 164V165H126ZM196 164V165H195ZM208 164V165H207ZM211 164V165H210ZM25 165V166H24ZM70 165H72V166H74V167H72V166H70ZM109 165V166H108ZM112 165V166H111ZM125 165H126V167H125ZM139 165V166H138ZM185 165L186 166H188L187 168H189V169H186L185 168ZM15 166H17V167H15ZM39 166V167H38ZM40 166H41V168H40ZM48 167V168H46V167ZM87 166V167H86ZM94 166V167H93ZM96 166V167H95ZM115 166V168H113ZM123 166V168L125 169V170H122L121 169V167ZM141 166V167H140ZM156 166H158V167H156ZM198 166V167H197ZM19 167V168H18ZM21 167L23 168V169H21ZM37 168V170H36V168ZM99 169H98V168ZM204 167V168H203ZM235 167V168H234ZM17 168H18V170H17ZM68 168H70L69 170H68ZM72 168H76V169H72ZM94 168V169H93ZM126 168H128L127 169V171H131V174H130V171L128 172V175H127V171H126ZM157 168V169H156ZM186 169V170H184V169ZM227 168V169H228ZM16 169V170H15ZM48 169V170H47ZM84 169V170H83ZM86 169V170H85ZM104 169V170H103ZM106 169H108L107 171H106ZM113 169V170H112ZM115 169V170H114ZM166 169V170H165ZM169 170V172H170V170L172 171V175L168 172V170ZM177 169V168H176ZM228 169V170H229ZM234 169V170H233ZM71 170H74V171H71ZM77 170V171H76ZM79 170H83V171H85V173L83 174V173H81ZM91 170V171H90ZM92 170H93V172H92ZM100 170H102L101 172H99ZM112 170V171H111ZM119 171V173H118V171ZM161 170V171H160ZM163 170V171H162ZM165 170V171H164ZM192 170V169H191ZM194 170V169H193ZM45 171H46V173H47V175H46V173H45ZM87 171H88V173H87ZM94 171H97V172H94ZM104 171H106L105 173H103ZM115 171V172H114ZM158 171H160V172H158ZM166 171H167V174H166ZM74 172H76V176H74L75 175V173ZM81 174H83V175H80V173ZM90 172V173H89ZM114 172V173H113ZM120 172H122V173H120ZM125 172V173H124ZM162 172V173H161ZM188 173V175H187V173ZM191 172H193V175H192V173ZM34 173V174H33ZM38 173V174H37ZM41 173V174H40ZM68 173V174H67ZM73 173V174H72ZM92 173V174H91ZM93 173H95V174H93ZM112 173V174H111ZM116 173V174H115ZM134 173H135V175H134ZM157 173V174H156ZM189 173H191V175L193 176L192 178L194 179H196V181H195V179H194V182H195V184L193 183V185H192V179L190 180L189 179ZM79 174V175H78ZM89 174V175H88ZM161 174H162V176H161ZM163 174H165L164 176H163ZM31 175V176H30ZM33 175H36V176H33ZM42 175V176H41ZM65 175H67L66 177H65ZM78 175V176H77ZM92 175V176H91ZM166 175H168V177H166ZM176 175H178L179 177V179H178V181L180 182V180H181V184L183 185L184 184V182L186 183V185H184V186H187V184L188 183H191V185L189 184V186H191V187H189V186H187L186 188H184L181 192L180 191H178V189H180V188H176L177 189V191H176V189L174 188V186L176 187V185L178 186H180L181 187V185L180 184H178L177 182L178 181H175V180H177V179H175L176 178ZM31 178H30V177ZM39 176V177H38ZM46 176V177H45ZM81 176V177H80ZM117 176V177H116ZM128 176L131 178H128ZM135 176V177H134ZM161 176V177H160ZM24 177H26V179H24ZM76 179H75V178ZM84 177V178H83ZM121 177V178H120ZM123 177V178H122ZM170 177H172V179L170 178ZM186 177V178H185ZM197 177V178H196ZM200 177V178H199ZM30 178V179H29ZM41 178V179H40ZM71 178V179H70ZM87 178V179H86ZM127 178H128V180H127ZM135 178V179H134ZM136 178H139L138 179V181L136 180ZM167 178H169V179H171V180H173V178H174V182H176L177 184H175V185H172L174 182H172V181H170L169 179L167 180L168 181V183H169V181L171 182V184H168V185H166V181H165V179H167ZM182 178V179H181ZM199 178V179H198ZM4 181H3V180ZM44 179V180H43ZM83 179V180H82ZM161 179H164L163 181V183L161 182L162 180ZM186 179H187V181H186ZM189 179V180H188ZM22 180V181H21ZM24 180H25V182H24ZM42 180V181H41ZM46 180V181H45ZM53 180V181H52ZM62 180V181H61ZM64 180V181H63ZM79 180V181H78ZM134 180V181H133ZM157 180H159L158 182H157ZM161 180V181H160ZM29 181V182H28ZM32 181H34V182H32ZM45 181V182H44ZM52 181V182H51ZM80 181H82V182H80ZM88 181V182H87ZM105 181V182H104ZM129 181H131V182H129ZM136 181V182H135ZM188 181H191V182H188ZM21 182V183H20ZM27 182V183H26ZM47 182V183H46ZM135 182V183H134ZM2 183H4V184H2ZM24 183V184H23ZM29 183V184H28ZM31 183V184H30ZM40 183V184H39ZM43 183V184H42ZM57 183H59V184H57ZM71 184V186H70V184ZM82 183H84V184H82ZM87 183V184H86ZM90 183V184H89ZM115 183V184H114ZM122 183V184H121ZM129 183V184H128ZM134 183V184H133ZM165 183V184H164ZM80 186H79V185ZM97 184V185H96ZM102 184V185H101ZM133 184V185H132ZM135 184H136V186H135ZM198 184V185H197ZM229 184V183H228ZM1 185H2V187H1ZM19 185H21V187L19 186ZM28 185V186H27ZM31 185V186H30ZM59 185H61V186H59ZM63 185H65L66 187H64ZM131 185V186H130ZM170 185V186H169ZM33 186H34V188H33ZM36 186V187H35ZM42 186V187H41ZM45 186V187H44ZM49 186V187H48ZM76 186V187H75ZM109 186H110V190L108 189L109 188ZM120 186V187H119ZM132 186H134V188L132 187ZM166 186H169V188H166ZM178 186V187H179ZM183 186V187H184ZM27 187H28V189H27ZM46 187H47V189H46ZM54 187V188H53ZM56 187V188H55ZM108 187V188H107ZM132 187V188H131ZM136 187V188H135ZM144 187V188H143ZM183 187H181V188H183ZM29 188L31 189V191H28L27 192V190H29ZM4 189V190H3ZM35 191H34V190ZM64 189V190H63ZM71 189V190H70ZM74 191H73V190ZM106 191H105V190ZM122 189V190H121ZM192 191H191V190ZM3 190V191H2ZM23 190H25V193H24V191ZM38 190H40V191H38ZM45 190H46V192L47 193H45ZM57 190V191H56ZM61 190V191H60ZM76 190V191H75ZM108 190V191H107ZM126 190V191H125ZM189 190H190V192H189ZM214 190H215V192H214ZM217 190V191H216ZM226 190V191H227ZM22 191H23V194H22ZM50 191V192H49ZM68 191V192H67ZM72 191V192H71ZM33 192V193H32ZM43 192V193H42ZM52 192H53V194H52ZM124 192V193H123ZM163 192H165V193H163ZM177 192V193H176ZM219 192V193H218ZM241 192V193H240ZM36 193H37V196H35L36 195ZM42 193V194H41ZM61 193V194H60ZM63 193H64V195L65 196H62L63 195ZM121 193H122V195H121ZM127 193H130V196H128L127 195ZM144 193V194H143ZM180 193V194H179ZM182 193H183V195H182ZM217 193V194H216ZM41 194V195H40ZM43 194H45V195H43ZM52 194V195H51ZM107 194V195H106ZM178 194V195H177ZM221 194V195H220ZM31 195L32 196H35L33 199L32 198H30L31 197ZM40 195V196H39ZM47 195V196H46ZM51 197H50V196ZM57 196L58 197V199H60L61 198V196H62V199H60V201L59 200H57V198L55 197V196ZM106 195V196H105ZM128 196V197H125V196ZM132 195V196H131ZM150 195V196H149ZM180 195V196H179ZM220 195V196H219ZM22 196V197H21ZM25 196V197H24ZM26 196H28V197H26ZM68 196V197H67ZM74 198H73V197ZM109 196V197H108ZM122 196V197H121ZM143 196V197H142ZM151 196H153V197H151ZM221 197V198H219V197ZM47 197V198H46ZM53 197H55V200L54 199H52ZM64 197V198H63ZM132 197H134V201H135V198H137V197H139L138 199L139 200H137L138 202L140 201V205H142L141 207H138L136 204L134 205L133 204V202H132V199H130V198H132ZM141 197V198H140ZM185 197V198H184ZM38 200H37V199ZM49 198H51V199H49ZM67 198H69L68 200H67ZM122 198H124V199H122ZM129 198V199H128ZM40 199V200H39ZM42 199V200H41ZM45 199H47L46 201H45ZM49 199V200H48ZM103 199V200H102ZM127 199V203H125V200ZM149 199V200H148ZM152 199H154V200H152ZM168 199V200H167ZM27 202H26V201ZM33 200V201H32ZM37 200V201H36ZM65 200V201H64ZM74 200V201H73ZM128 200H130L129 202H131V204L130 205H128ZM144 200V201H143ZM32 201V202H31ZM36 201V202H35ZM50 202L49 204H48V202ZM71 201V202H70ZM80 201V202H79ZM154 201V202H153ZM67 202V203H66ZM70 202V203H69ZM107 202V203H106ZM151 202H152V204H151ZM37 203V204H36ZM45 203H47V206H46V204ZM52 203V204H51ZM61 203V204H60ZM69 203V204H68ZM105 203V204H104ZM34 204V205H33ZM45 204V205H44ZM59 204V205H58ZM63 204V205H62ZM126 204L128 205L127 207H126ZM134 206H137V207H134ZM139 204V203H138ZM35 205H37V206H35ZM49 205V206H48ZM55 205H57V206H55ZM79 205V206H78ZM104 205V206H103ZM41 206H42V208H41ZM58 206H59V208H58ZM65 206V207H64ZM71 206V208H69ZM78 208H77V207ZM239 206V207H238ZM45 207V208H44ZM48 207V208H47ZM130 207H132V209H134V210H139L140 212H142V213H140L139 211H136L137 212V214L139 213L140 215L138 216V217H142L141 216V214L143 215V213H144V215H146L145 217L146 218H144L143 217V219H141V220H143L144 221V219H147V217H148V222L150 221V225H151V230L152 229H156V230H153V233H152V231H150L149 232V229L150 228H148L149 226V223L145 226V224H144V227L146 228L147 227V229H144L143 228V226H142V224L144 223L143 221H141V220H139V221H136V219H137V216L135 215L136 214V212L133 210L132 212H135L134 213V215L130 212ZM61 208H63V209H61ZM67 208H68V211H67ZM73 208V210H71ZM76 208V209H75ZM141 208V209H140ZM145 208V209H144ZM237 209V210H236ZM64 210V211H63ZM80 212H79V211ZM129 210V211H128ZM143 210V211H142ZM144 210H145V212H144ZM61 211H63V212H61ZM67 211V212H66ZM70 211H73V212H70ZM82 211H83V213H82ZM79 213V215H78V213ZM7 213V214H6ZM66 215H65V214ZM76 213V214H75ZM85 213V215H83ZM145 213H147V214H145ZM216 213V212H215ZM214 213V214H215ZM62 214V215H61ZM70 214V215H69ZM72 214V215H71ZM74 214H75V216H74ZM94 214V215H93ZM98 214H100V215H98ZM214 214H213V216H214ZM7 215V216H6ZM76 215H77V217H76ZM87 215V216H86ZM93 215V216H92ZM143 215V216H144ZM73 216V217H72ZM79 216L81 217V218H79ZM85 216V217H84ZM96 216V217H95ZM212 216V217H213ZM232 216V218L234 217V215L232 214L231 215ZM231 216H229V217H231ZM74 217H76V218H74ZM82 217L84 218V219H82ZM92 217V218H91ZM136 219H135V218ZM69 218H70V220H69ZM236 218V217H235ZM235 218H233V220L235 219ZM74 219V220H73ZM79 219H81V220H79ZM89 219V220H88ZM93 219V220H92ZM150 219V220H149ZM208 219H209V221H208ZM240 219V220H239ZM75 220H78V221H75ZM94 220H96L95 222H94ZM152 220V221H151ZM236 220V219H235ZM233 221V222H236V221ZM71 221V222H70ZM80 221V222H79ZM93 221V222H92ZM117 221V222H116ZM123 221V222H122ZM126 221V222H125ZM131 221V222H130ZM154 221V222H153ZM208 221V222H207ZM28 222V223H27ZM75 222V223H74ZM89 222V223H88ZM136 222H139V223H136ZM141 222V223H140ZM143 222V223H142ZM147 221H145V223H146ZM162 222V223H161ZM163 222H165V223H163ZM26 223H27V225H26ZM29 223L31 224V226H29ZM72 223V224H71ZM85 223V224H84ZM91 223V224H90ZM119 223V224H118ZM136 223V228H133V227H135V224ZM239 223V224H238ZM24 224H25V226H24ZM88 224V225H87ZM90 224V225H89ZM138 224H140V226L138 225ZM203 224V225H202ZM83 225V226H82ZM86 225V226H85ZM129 225V226H128ZM152 225H155V228H154V226L152 227ZM239 225V226H238ZM22 226H24V227H22ZM125 228H124V227ZM165 226V227H164ZM220 226H223V227H220ZM30 227H31V229H30ZM24 228V229H23ZM119 228V229H118ZM141 228V231H139V234H142V240H144L146 237L148 238V239H145V241H144V244L142 243V244H140L141 242H143V241H141L140 243H139V240H141V237L139 236V234H138V236L140 237V239H139V237L138 236H136V230L135 229H137V230H139ZM142 228H143V230L148 234V232H149V237L148 236H146V234L144 235L143 233H145L143 230H142ZM171 230H170V229ZM23 229V230H22ZM29 229H30V231H29ZM167 229V230H166ZM27 230V231H26ZM33 230V231H32ZM121 230V231H120ZM125 230V231H124ZM131 230V231H130ZM132 230H133V232H132ZM134 230H135V232H134ZM170 230V231H169ZM194 230V231H193ZM199 230V229H198ZM23 233H22V232ZM27 232V233H29V234H27V233H25V232ZM148 231V232H147ZM193 231V232H192ZM125 234H124V233ZM140 232H142V233H140ZM228 232H231L232 233V231H228ZM8 233V234H7ZM22 233V234H21ZM31 233V234H30ZM119 233V234H118ZM128 233L130 234V233H134L133 234V238H132V236H131V234L130 235H128ZM165 233V234H164ZM171 233H173V234H171ZM184 233H186V234H184ZM19 234H20V236H19ZM24 234V235H23ZM25 234H27L28 236H26ZM169 234H171V235H169ZM122 235H123V237H125V238H123L122 237ZM151 235V236H150ZM6 236H7V238H6ZM18 236V237H17ZM129 236H130V238H132V239H130L129 238ZM161 236H164L163 237V239L162 240H164V241H162L161 240ZM144 237V238H143ZM189 237V238H188ZM202 237V238H203ZM20 238L23 240V241H21L20 240ZM139 240H138V239ZM16 239H19V240H16ZM168 239V240H167ZM8 241V243H7V241ZM13 240V241H12ZM16 240V241H15ZM133 240H135V241H133ZM168 241V242H166V241ZM173 240V241H172ZM205 240V241H204ZM9 241H12L11 243H9ZM19 241H21V242H19ZM147 241V242H146ZM183 241H184V243H183ZM186 241V242H185ZM202 241V239L200 240V242ZM15 242V243H14ZM18 242H19V244H18ZM79 242H80V245H79ZM130 242V243H129ZM134 242V243H133ZM96 243V244H95ZM136 243V244H135ZM166 243H171V244H175V245H169V244H166ZM177 243H179L180 245H176ZM202 243V242H201ZM3 244V246H1ZM11 244V245H10ZM17 245V246H15V245ZM26 244V245H25ZM90 244V245H89ZM99 244V245H98ZM135 244V245H134ZM12 245H14V246H12ZM39 245V246H38ZM51 245V246H50ZM83 245H85V246H83ZM93 245V246H92ZM97 245V246H96ZM133 245L135 246V247H137L138 245V247H137V249H136V251H138L137 253L139 254H137L136 253V251L135 252H133L134 250V248H133ZM202 245H203V243H202ZM206 245V246H205ZM260 245V246H259ZM12 246V247H11ZM21 246V247H20ZM96 246V247H95ZM104 247V249L102 250V247ZM173 246V247H172ZM4 247V248H3ZM10 247V248H9ZM51 248V250H50V248ZM73 247V248H72ZM98 247H100L101 249H99ZM108 247V248H107ZM168 247H171V249L169 248L168 249ZM257 247V248H256ZM22 248V249H23ZM31 248V249H30ZM53 248V249H52ZM90 248V249H89ZM96 249V250H94L93 252H94V254H93V252H91L93 249ZM218 248H219V250H218ZM10 249V250H11ZM18 249V250H19ZM29 249V250H28ZM50 251H49V250ZM106 249L108 250V252L106 251ZM131 249V250H130ZM211 251H210V250ZM215 249H217V253H216V251L215 252H213V250ZM259 250L258 252H260L261 254L260 255H258L257 254V250ZM47 250H48V253H46L47 252ZM80 250L78 251V252H80ZM83 250H81V251H83ZM110 250H113V251H110ZM130 250V251H129ZM209 250V251H208ZM221 250H220V252H221ZM51 251H52V253H51ZM73 252L75 251V250H72ZM90 253H89V252ZM101 251H100V254L99 255H103V253L101 254ZM227 251V252H226ZM225 251V253H229L230 251H231V253H233V251L230 249V251L227 249ZM229 251V252H228ZM38 252V253H37ZM130 252V253H131ZM173 252V251H172ZM175 252V251H174ZM27 253V252H26ZM29 253V252H28ZM61 254L60 256H57L58 254ZM63 253V254H62ZM67 253V254H66ZM256 253V254H255ZM44 256H43V255ZM46 254V255H45ZM65 254V255H64ZM69 254V255H70ZM74 254V253H73ZM72 254V255H73ZM76 254V253H75ZM78 254V253H77ZM82 254H84V253H82ZM116 254H114V255H116ZM212 254V255H211ZM223 254H224V252H223ZM30 255H32V254H30ZM34 255V254H33ZM32 255V256H33ZM39 255V256H38ZM62 255H64V256H62ZM67 255V256H66ZM86 255V256H85ZM85 255H83V256H81L80 255V253H79V256H80V258H78V260H80V259H82V260H84L85 261V263H80V264H95L96 262H98V259H100V258H89L88 257V255L87 254H85ZM97 255H98V253H97ZM112 255H113V253H112ZM113 255V256H114ZM137 255V256H136ZM222 255V254H221ZM71 256V255H70ZM74 256H77V255H74ZM95 256V255H94ZM93 256V257H94ZM107 256V257H108ZM129 260H130V258H132V255L131 254H129ZM235 256H234V259H235ZM43 257H45V258H43ZM81 257H83V258H81ZM104 258L103 260V262H102V264L104 263H108L109 264V262H107L108 261V259H109V257L108 258ZM206 257V256H205ZM232 257H233V255H232ZM231 257V258H232ZM54 258V259H55ZM112 258H114V257H112ZM113 259V261H110V262H114V260H116V259ZM41 259H39V260H41ZM53 259V258H52ZM51 259V260H52ZM102 259V258H101ZM100 259V260H101ZM107 261H106V260ZM111 259V258H110ZM119 259L117 258V260H116V262H118L119 261ZM226 259V258H225ZM224 259V260H225ZM233 259V260H234ZM51 260H49L50 262H51ZM57 260H55L56 262V264H57ZM64 260H67V259H64ZM123 260V259H122ZM121 259H120V261H122ZM135 260V261H136ZM208 260V259H207ZM48 261V262H49ZM63 261V260H62ZM84 261H81V262H84ZM102 261V260H101ZM106 261V262H105ZM131 261H132V259H131ZM206 260H205V258H204V261H203V263L204 264H207V261L205 262ZM221 261L223 262V264H225L224 263V261H223V258L221 259ZM235 262H236V260H234ZM239 261V262H240ZM49 262V263H50ZM61 262V261H60ZM60 262H58V264L60 263ZM77 262H79V261H77ZM100 262V261H99ZM239 262H236L237 264L239 263ZM44 263V262H43ZM51 263H53V262H51ZM50 263V264H51ZM119 263V262H118ZM120 263H123V261L122 262H120ZM61 264H62V262H61ZM75 264V263H74ZM131 264H135L134 263V261L133 262H131ZM211 264H213V262L211 263ZM234 264V263H233ZM240 264V263H239Z\"/></svg>",
	"mask_w": 264,
	"mask_h": 264
},
{
	"label": "bare ground",
	"instance_id": "6f19581e",
	"mask_svg": "<svg viewBox=\"0 0 264 264\" xmlns=\"http://www.w3.org/2000/svg\"><path fill=\"white\" fill-rule=\"evenodd\" d=\"M6 1V2H5ZM2 0L1 2H5V3H7L6 5L7 6H5L6 7V13H9V11L10 10H7V9H12L11 11L14 13V14H12V12L10 11V13L12 14V16L13 15H16V14H18L19 13V15H17V20H18V18H19V22H20V25H19V27L20 28H18V29H20V31L18 30V29H16L15 28V30H18V32H23L24 33V39L23 38H21L20 37V39H19V34H18V32L16 33V36H18V38H14V35H13V37L11 36L12 34H14V33H12L13 31H15V30H13L12 32H11V27H8V26H6V24L4 23V24H2L3 22H2V20H0L1 22H0V26H3V25H5V27L7 28H9L10 30V32L12 33V34H9L8 36H7V34L8 33H10V32H6V38H7V42L8 41H13V43L15 42V39H18L17 41L21 44V43H23V42H25V46L23 47L22 45H20V44H18V42L16 41L15 43H14V45L15 46H17V47H14L13 46V43L11 42H8L9 43V45L11 46L10 48L12 49L11 50V52H12V54L14 53L13 52V48H17L18 49V47H19V52L17 51V49L15 50V52H16V54L17 53H19V54H22V53H25V54H23L24 56H25V58L27 59L26 61H28V59H30L31 61V64H29L30 62L28 61V71H30V72H27V74H28V76L30 75V77H32V79L34 80V82L33 83H37L38 85H39V83L42 81L43 83H40V85H42V84H44L45 85V88L43 89V90H48V92L47 91H44V92H46V96H48L47 98H49V100H51L50 102H54V103H52V106L53 105H56V103L59 101H62V102H65L66 104L67 103H72V98H73V96H74V98H73V100L74 99H79V97L80 98H82V96H83V100H85V102H83V100L82 99H79L80 101H82L83 103H85L84 105H83V108L85 107V105H86V102L87 103H89V101H91V103L88 105V106H90L91 104H93V105H91V107L89 108V111L91 112H95L94 110L96 109V116H97V113L100 115V117H101V119L99 118H96V116H93V117H91V119H89V115L90 114H85L86 112H84L85 110H79L78 109V107H76L75 108V114H76V111H77V109H78V111H80L79 112V114H77V115H75V116H73V115H71L72 116V118L74 117V118H77V116L79 117V119H76V120H74V119H70L71 118V116H70V118H68L69 117V115H65V113H69V114H71V111L73 110V109H71V111L70 110H68V112L66 111L65 113H64V116H68L67 118L68 119H70V121L68 120V121H65V122H63L64 120H66L67 118H65V119H63L62 117H64L63 116V113H59V112H57L58 110V108H57V106L59 107L60 105L59 104H57L56 105V108H55V106H53L52 108H54V110H53V112L55 113V110H56V113L58 114V115H60V114H62L61 116H58L56 113V115H55V117L57 116L58 117V119H55V117H54V114L51 112L49 115L50 116H52V118H54V119H51L50 118V116L48 117V119L50 118V120H49V122H52V123H55V122H57L56 124L59 126V124L58 123H60L61 122V120H62V124L60 123V126L62 125L63 127H61V129H60V127H59V130H57L58 129V126L56 125V124H52V123H50V124H48V122L46 121L45 122V120L47 119V117H43V119H45V120H41V117L43 116V113H44V115L46 114L45 113V110H46V108L44 107L43 109H45L44 111H43V109L40 111L41 113H42V111H43V113L42 114H40L39 113V111H37L38 112V114L40 115V116H38L37 117V115L38 114H36L37 112H33V113H31V114H33V115H31L32 116V118H33V116H34V114H36L35 115V117H36V121L38 122V121H43V122H39L38 123V125H37V127L35 126V124H34V120H35V117L32 119V121H30L31 119H29V117H28V115H29V112L28 111H30L28 108H26L25 109V103H24V105H22V106H24V108L23 107H21V105H20V107H15V106H13L14 104H13V102H15L13 99H14V91H16V90H12V88H13V83H19L18 85H20L21 84V82L20 81H22V80H26V76L24 77V75H25V73H23V71H22V73H20V72H18L20 75H18L17 74V67L18 66H20V65H14V68L16 69V70H14L13 69V64H15L16 62H17V58H15V57H13V56H15L16 54L14 53V55H12L11 54V52H8L9 50H10V48H9V50H7V53H10L11 54V56H9L10 58H7L8 57V55L6 56V55H3L4 54V52H6V49H8V47L6 48V46L8 45H1V43H5V42H2V39H4V36L3 35H0V36H2V37H0V45L1 46H3L2 48L3 49H5L4 50V52H0L1 54H0V99L2 100V102L0 101V136H2L0 139H2V141L6 138L7 139V137H5L6 135H11L10 137H12V134L10 133V132H13L14 133V131L17 129H15L14 130V128H13V130L14 131H12L11 130V128H12V125L13 124H15V126H16V122H18L19 120L18 119H20L21 121L20 122H18V123H21V126H24L25 125V128H27V129H25L24 127H22V129H24L23 131H22V134H21V138L20 139H22V136H24V134L27 136V134H28V129H31L32 131L35 129V127L37 128V130H40L41 129V131H38V132H36V133H39V134H41L42 133V127H44L45 128V126H51V124H52V126L48 129L47 127H46V129H48V132H47V130L45 129V131L46 132H44L43 131V134L46 136L45 138L46 139H48V140H50V137H52V138H54L55 140V142L53 141V139H51L50 141L51 142H48V140H47V142L49 143H47L48 145H50L51 143H52V141L54 142V143H52L51 144V146L52 145H54V144H57V143H59V144H61V146H63V144H65L67 141H66V139H65V137L67 138V140L69 141L70 140V135H71V133H68V137L66 136L67 135V131L68 132H72V134L73 133H75V132H73V131H75V130H79L80 128H84L85 129V127L86 126H88L87 127V131H90L91 129L93 130V131H95V130H98V129H101L102 131L101 132H103V134H104V138L103 139H101L100 137H98L96 134H97V132L95 131L94 133H95V135H94V133L92 132V131H90V133L88 132V135L91 137L92 136V138H93V136L95 137V136H97V140L95 141L94 140V138L92 139V138H87L88 136H87V134H85V132L83 131L84 129L82 128L81 129V131H80V134H81V137H83L84 136V134L87 136L86 138L89 140V142H92L93 141V145H95V147H94V149H97L98 147V145L100 144L101 145V148H102V150L103 149H105V148H107L106 150V152H104V150H103V152L104 153H107V152H109V154H110V149L112 150V152H113V150L117 147V146H119V148L121 149H123V151H124V153H125V148L124 147H126V143L128 142V145L127 146H129V144H136V145H139L141 148L143 147H145V149H143V151L145 152V150L147 151V149L148 148H150L152 145L154 146V144H156V142L155 143H153V144H151V142H153V141H158V142H160V143H162V144H164L165 142H164V140L166 139V140H168V141H170L171 139H172V135H171V133H179V135H181L180 137H179V139H181V142L183 143V141L184 142H186L187 143V139H188V136H190V139H191V137L193 138L194 136L196 137H194L193 138V143L195 144V143H197V142H195L194 140H197V139H200V137H202V139H204V137L205 138H208V139H210V140H212L213 141V147H212V149H210L209 151H210V157H211V161L210 162H212V164H213V166L212 167H214L219 173H221L222 174V176H224L223 178L225 179V182H227V185H230V187L228 186L227 188H228V190L226 191H224L223 192V194L224 195H222V199H220L219 201H222L223 200V203H221L222 205L220 206V204H219V206H218V208H219V210H215V214H214V216H213V214H212V216H211V220L209 221V219H208V223L207 224H205V225H203V227L202 226H200L199 228H197V230L196 231H194V233H191L190 234V238L187 240V242L186 243H184V241H183V243L184 244H182L181 243V241H180V244L179 243H177L176 245H180L179 246V248H177L178 250H175L176 249V247H173V248H175V249H172V251H167V252H169V254H170V260L172 259V262L170 261V263L169 264H204L203 263V261H204V258H205V260L207 261V264H211L212 262H213V264H223V262L221 261V259L223 258V261H224V263L225 264H237L236 262H239L237 259V257L234 255L235 253H234V249H232V247L230 248L232 251H233V253H231V251H230V249L229 248H226V250L228 249L229 251V253L227 254V253H225V248H222V249H224V251H222L221 250V248H220V250H221V252H220V250H219V248H218V253H221L220 254V256H222L221 258H219L218 256L217 257H215L214 255H213V257H212V259H213V261H211V263H209L210 261H209V257L208 256H210L208 253L204 256V252H206L207 251V249H208V247L206 246V247H204V244H205V242H203V239H205L206 240V238H204L206 235H207V233L209 234L210 232H211V229H214V227L216 226H218L219 227V223H221V225H224V227H226L225 229H227L226 231H227V238L228 237H230L229 235L230 234H233V232L236 230L235 228H237V226L235 225V227H234V225H233V223H236L237 224V216H235V214H234V209L236 208V206L237 205H239L240 204V195H239V184H237V182H236V180H235V178H234V175H233V172H231L230 171V169L228 170L227 168H226V164H227V160L224 158V155H223V152H224V150H223V147L226 145V144H228L229 142V145L231 144V146H233L232 144L234 143V141H237L238 142V144H236L237 142H235V144H236V146L238 145V147H240L239 146V144L241 145V144H243L244 146H242V147H240V149H243V150H246V152H244L245 154L246 153H249L250 155L253 153L252 152V150L253 149H261L262 150V148H264L263 146H264V98L262 99V96L264 97V94L262 95V96H260L261 97V102H259L258 100L260 99V97H257V95L255 96V97H257L256 99H253L252 100V98L251 99H249V100H251V104L250 103H247V105L249 104V106H247V108H243L244 107V105H242L243 107L241 108V106L240 107H238V105H241V104H238V103H241V102H238L236 105L237 106H235L236 108H238V109H235L234 107H232L234 104H233V102H232V104L230 103V105H228V106H231L230 108L226 105L225 107L226 108H222L221 106H222V104H220V102H218V99H217V97H215V93L216 92H214V90H213V93L211 94L212 95V97L210 98V99H212V98H214L213 99V102H212V100H211V103H209V104H211V105H213V109L211 110V107L209 108V106H207L208 105V99L206 100H202V102H200L201 100H199V99H202L201 98V96H200V98H199V96H198V98L197 97H195L194 96V99H195V101H194V99H193V101H194V103H193V101H192V99L190 100V102L192 103V104H194L193 106H191V104H190V102H186V104L184 103V107H183V103L182 102H184V101H182L181 103H180V100L179 99H182V98H179L178 100H179V105L180 106H178L177 105V107H180L181 109L183 108V110H181L180 108V110L177 108L176 109V106L174 105V106H172V107H174V108H172L171 109V105L169 106V105H167V106H169V107H167L166 105H165V103L163 104V106L162 107H165L166 109L168 108V110H165L164 108H161V106L160 105H162L161 103H160V105H159V103H157L158 104V106H159V108L158 107H153V105H154V103H153V101L152 102H148V104L149 103H151V104H147V98L144 100V96H142V94H144L145 95V93H143L142 91H140L139 89V91L138 92H140V94H141V96L138 98H135V96H132V97H134V98H132V97H130L129 95H131V92H127V90L128 89H130L129 87H131V84L133 85L134 84V82L133 83H131L132 81H135V78L136 77H138L137 75H139L140 77L142 76L143 77V79L145 78V70L147 69V68H150L151 66H153V67H155V68H153V69H155V72H156V75H153V74H155L154 73V71H153V69H149V71L151 70L152 72H153V74L151 75L150 73H149V75H151L152 77L153 76H157L158 74H159V76L160 77H162L161 75L165 72V74H167L166 73V70H168L167 72H168V75H167V77H165L166 75H164L163 74V76L164 77H162L161 78V80H162V83H160V88H159V77L157 76V78H159V79H155L154 80V78L155 77H153V80L151 79V81L152 82H150V84H149V80H150V78H151V76H149V80H148V78H147V82H146V84H148V87H149V85H151V84H158V86H156L155 85V87L153 86V85H151V87H154V89L155 90H160L163 86H162V84L164 85L165 83H163V82H165V80H169V82H166V84L167 83H169V84H171L172 82V80L174 79V77H177V76H179L178 75V73L180 72V75L182 74L181 72L183 71V74H187V76L189 77L190 75V73L193 71L192 69H193V67L190 69V70H192V71H190V73H189V68H187L186 70H185V72H184V68H186L187 66H185V65H183V67L184 68H180V65L183 63L184 64V61L181 59V58H179L180 59V61H179V59H178V61H175V60H177V59H173V61H175V62H177V63H175V65H171V62H168L167 63V61H170V60H172V59H170L169 57H168V54H171V55H173V51H171L170 52V50H171V48H170V50H169V52H168V50L167 49H169V48H167L166 49V47L165 46H168V44H170L169 46H174L173 44H175L176 43V45L177 44H180L181 42H183L182 40H183V36H185L183 33H182V27L184 28V30H187L188 28H185L186 26H188L189 24L191 25L190 26V28L192 27V22L193 21H195V18H197L198 19V17H200L201 15V13L202 14H205V15H202L201 16V20H197L198 21V25L197 26H201L202 25V27L203 28H201L202 29V31H200L201 33V37L203 36H205L204 37V39L202 38V39H200L201 40V42L202 41H205V38H206V42H209V43H206L205 44V42H202V44H204V47H205V45H210L211 43L212 44H214V48H213V45L211 46L212 48H211V51L210 52H212V53H214L215 52V50H217L218 48L220 49H218L214 54V58L215 59H217L218 61L220 60V61H223V60H225L224 59V57H222L223 56V54L225 53V54H230L229 52L232 50V53H234V51H236L238 48L235 46V48H234V44H232L233 46V49H232V47H230L231 46V40L229 41V39L227 40V32H228V36H229V30H227L226 28V26L224 25L225 23H227L226 22V20H225V23L223 24L222 23V20H219V17H220V15L218 16V14L219 13H222V11H224V9L225 8H232L233 9V7L232 6H235L234 8H236V11H235V9H234V11L235 12H237L238 11V13L240 12V14H242V13H244L243 11V8H244V6L246 5H243V8L242 7H240V5L242 6V4H241V2L243 3V2H246L247 0H245V1H243V0H41V1H39V0ZM67 1H68V3H67ZM249 1V0H248ZM247 1V3H249ZM65 2V3H64ZM214 2H216L215 4H217V3H219V5H215V4H213ZM5 3H3V4H5ZM64 5V4H66V6L68 5V6H70V5H72L70 8L68 7V8H65V5H64V8H65V10L67 9H69V10H72L73 11V8H78V9H80L79 7H81V10H82V8H84L85 6H87V7H85L86 9H87V11L88 12H85V13H83L82 11L85 9H83L82 11H80L79 10V12H78V9L76 10V12H78L79 14H80V19H82V21L77 17V15H79L78 13L77 14H74L75 13V10L73 11L74 13H73V16L72 17H70L69 16V12L70 11H65L64 10V8L63 7H61V5ZM70 4V5H69ZM62 5V6H63ZM84 5V6H83ZM223 6V7H225V6H227V7H225L224 9H222V10H220L221 9V6ZM83 6V7H82ZM247 6V5H246ZM8 7V8H7ZM61 7V8H60ZM220 7V9H218ZM222 7V8H223ZM238 7H239V9L240 8H242L241 10H238ZM2 8V7H1ZM58 8H60V9H58ZM62 8H63V12L61 11L62 10ZM249 8V7H248ZM4 9V8H3ZM56 9H58L57 10V13L59 12V13H67L66 14V16L69 18H72L74 21H72V23H74L76 20V23H78V22H81V25L84 27L85 25V23H86V26L88 27V25H89V31H88V37L89 38H91L93 41H91V45H92V48L93 47H95V48H93L94 50H95V55H99V58L101 57V59H99V58H97L96 60H92L93 61V63H91L92 65H94V66H92V67H99L98 66V64L100 63V62H102V64L100 63V67H101V70H102V72H98V71H101V70H99L100 68H94V70L93 71H87V70H84L83 69V66H84V61H86V59H84V58H87L88 56H84L83 55V53H84V49H85V47H84V49L82 50L83 51V53L81 54V52L82 51H80L79 49L77 50L76 49V47L74 46V40H76V38H77V34H76V36H75V32L76 33H78V31H80V33L82 32L81 30H77V27H80V28H83V27H81V25H80V23H79V25H76V27L74 26L75 24H73V26L75 27L74 29H76V31L74 30V33H73V35L76 37V38H73L74 36H71L72 34H71V29H69V27L71 26L70 24H72L71 23V19L70 20H68V18H65V16H64V18L68 21V22H70V23H67L68 25H69V27H67L69 30H67L66 29V27H64V29H66V30H61V28H59V25H58V23L59 22H57V20H55V19H60L61 18V16H63L64 14H60L59 15V13H58V16H60V17H58V18H55V14H54V11L56 10ZM232 9H229L230 10V15L231 14H233V15H231V16H233V18L234 17H236L238 14L237 13H235ZM2 10V9H1ZM60 10V11H59ZM217 10H219V11H221V12H218ZM243 10V11H242ZM16 11H18V12H16ZM85 11V10H84ZM225 11L226 12H228V15H227V19L229 18V11H227L226 9H225ZM233 11V13H231ZM5 12V11H4ZM81 12V13H80ZM225 12V13H226ZM72 13V12H71ZM83 13V15H81ZM4 14V13H3ZM2 14V15H3ZM236 14V15H235ZM249 14V13H248ZM1 15V16H2ZM8 15V14H7ZM53 15H54V17H53ZM76 15V16H75ZM222 15V14H221ZM250 15V14H249ZM19 16V17H18ZM75 16V17H74ZM81 16H82V18H81ZM240 16V15H239ZM3 17V16H2ZM14 18L16 17V16H13ZM56 17H57V15H56ZM77 17V18H76ZM4 18V17H3ZM2 18V19H3ZM13 18V19H14ZM63 17L60 19V21H64L65 19H64ZM231 18V17H230ZM232 18V19H233ZM5 19H6V17H5ZM8 19V18H7ZM54 19V20H53ZM64 19V20H63ZM194 19V20H193ZM220 19H221V17H220ZM238 19V18H237ZM12 20V19H11ZM64 21L65 23L67 22V21ZM193 20V21H192ZM7 21V20H6ZM5 21V22H6ZM57 23H56V22ZM200 21V22H199ZM234 21V20H233ZM12 22V21H11ZM13 22H14V20H13ZM53 22H54V24H53ZM64 22H60L61 24H63L64 25ZM83 22V23H82ZM224 22V21H223ZM17 23H18V21H17ZM17 23L15 24V25H17ZM56 23V24H55ZM189 23V24H188ZM194 23V22H193ZM199 23H201V24H199ZM14 24V23H13ZM19 24V23H18ZM48 24H52V25H48ZM188 24V25H187ZM195 24V23H194ZM223 24V25H222ZM58 25V26H57ZM48 26V27H47ZM49 26H50V28H49ZM52 26V27H51ZM54 26H55V29L56 30H58V31H56L55 29H54ZM67 26V25H66ZM85 26V27H86ZM194 27L196 26V25H193ZM200 26H199V30H201L200 29ZM225 26V28H223ZM228 26V25H227ZM4 27V29L6 30V31H8V28L6 29ZM15 27V26H14ZM58 27V28H57ZM61 27H62V25H61ZM84 27V28H85ZM189 27V26H188ZM52 28V30L54 29V31H53V33L51 32L52 30H50ZM63 28V27H62ZM83 28V29H84ZM101 28V29H100ZM82 29V30H83ZM192 29H194V31L196 30V28H192ZM226 29V30H225ZM229 29V28H228ZM4 30V31H5ZM60 30L61 31H64V32H66V31H70V32H66V34H71L70 36L72 37L71 38V40L73 41V43H72V47L71 46H69L70 44H71V40H70V38L69 37H67L68 35H66L64 32H60ZM86 30H87V28H86ZM110 30V31H109ZM112 30V31H111ZM204 30V31H203ZM188 31H189V29H188ZM193 31V30H192ZM191 31V32H192ZM21 32V33H22ZM56 32V34L57 35H59V33H57V32H60V34L62 35V34H65L66 36L65 37H62L63 38V41L65 40V38L67 37V38H69V39H67V44H65L63 41H62V39H61V41L63 42L62 44H61V41H60V36L59 37H57V35L56 34H54ZM73 32V31H72ZM84 32H86V31H84ZM184 32V31H183ZM190 32V33H191ZM202 32H204L205 33V35H204V33H202ZM2 32H0V34H1ZM157 33V34H156ZM3 34V33H2ZM79 34V33H78ZM89 34H90V36H89ZM155 34H156V36H155ZM188 34V33H187ZM203 34V35H202ZM5 35V34H4ZM22 35V34H21ZM81 35V34H80ZM183 35V36H182ZM62 36H64V35H62ZM182 36V37H181ZM187 36V35H186ZM200 36V35H199ZM80 37V36H79ZM13 39V40H9V39ZM82 38V37H81ZM80 38V39H81ZM182 38V39H181ZM199 38V37H198ZM181 39V40H180ZM186 39V38H185ZM26 40L27 41H29V42H26ZM69 40V41H68ZM179 40L181 41V42H179ZM4 41V40H3ZM76 41H78V40H76ZM90 41V40H89ZM230 42V45L228 44H226L227 42ZM70 42V43H69ZM200 42V43H201ZM221 42H223V44H221ZM17 43V44H16ZM29 44L28 46H26V44ZM69 43V44H68ZM227 45V46H229L230 48H231V50L228 52V50L230 49L229 47H226L225 49H223L224 48V46H225V44ZM24 44V43H23ZM90 44V43H89ZM145 45V44H147V45H145V47L143 46V45ZM164 44H165V46H164ZM8 45V46H9ZM77 45V44H76ZM82 45V44H81ZM80 45V46H81ZM138 45H142L143 46V48H147V47H149L150 46V48H149V51H147L148 52V55H149V57L150 58H148L147 56L148 55H145L146 54V52H145V54L143 53L144 51V49L142 48V46H141V48L138 46ZM151 45H152V47H151ZM207 45V46H208ZM221 45L223 46L222 47V49H223V51L225 50V52H223L222 50H221ZM0 46V47H1ZM13 46V47H12ZM21 46H22V48H21ZM136 46V47H135ZM168 46V47H169ZM27 47H30V49L29 48H27ZM72 49H71V48ZM74 47H75V49H76V51L80 54H78L77 55V53H74V54H76V59H75V61H77V62H75V61H73L74 63H72V65L74 66V64L75 63H77L76 65H78V66H74L75 68H72V70H71V68H70V70L69 71H71V72H69L68 73V71H67V69L64 67V69H66V71H64V69H61V68H63V66H64V61L61 63V68H60V65H59V62H61L62 61V59L60 58V57H62V58H65V54H67V55H69L70 53H69V51L68 50H70V52H71V50L73 51V50H75L74 49ZM82 47V46H81ZM2 48H0V49H2ZM26 48L28 49V50H26ZM67 48H69V49H67ZM78 48H80V47H78ZM153 48H154V50H153ZM216 48V49H215ZM2 49V50H3ZM23 49H25L24 51H22ZM82 49V48H81ZM165 49H166V51H165ZM228 49V50H227ZM235 49V50H234ZM66 50L68 51L67 53H65L66 52ZM90 50V49H89ZM214 52H213V51ZM238 50H240L241 52L243 51V49H238ZM1 51V50H0ZM21 51H22V53H21ZM76 51H73V52H76ZM143 51V52H142ZM145 51H146V49H145ZM152 51V52H151ZM154 51H155V53H154ZM157 51V52H156ZM220 51H222V53L223 54H221L220 55ZM239 51V52H240ZM73 52H71V53H73ZM3 53V54H2ZM26 53H27V56H26ZM59 53H65V54H59ZM69 53V54H68ZM86 53V52H85ZM91 53H92V50H91ZM94 53V52H93ZM92 53V54H93ZM141 53H142V55H141ZM154 53V54H153ZM211 53V54H212ZM238 53V52H237ZM18 54V55H19ZM59 54V55H58ZM91 54V55H92ZM143 54H144V56L146 57V58H148V60L143 56ZM151 54V55H150ZM210 54V55H211ZM224 54V55H225ZM2 55H3V57H2ZM64 55V56H63ZM81 55H83L84 56V58H83V56H81ZM139 55H141V56H143L142 58L144 59H142V62L143 61H145L144 63H146L147 61H149L150 63H152V65L149 63V62H147L146 63V65H148L149 64V66H146L145 64H143V65H141L140 63H138V61L139 62H141V59L140 58H138V56ZM5 56H6V59H5ZM58 56H60L59 58H60V60L61 61H58L59 60V58L58 59H56ZM77 56H79L80 58H82V61H80L81 59L79 58V61L80 62H83L82 64L81 63H79V61L77 60L78 58H77ZM92 56H94V54L92 55ZM140 56V57H141ZM170 56V55H169ZM177 56V55H176ZM216 56V57H215ZM219 56V57H218ZM220 56H221V59H223V60H221V59H218V58H220ZM226 56V55H225ZM227 56H229V55H227ZM238 56V55H237ZM11 57H13L14 59H17L16 60V62L14 63V61L15 60H11ZM19 57V56H18ZM72 57H74L73 56V54H72ZM72 57H70V58H72ZM173 57V56H172ZM171 57V58H172ZM179 57V56H178ZM180 57H182V56H180ZM211 57V56H210ZM212 57H213V54H212ZM218 57V58H217ZM238 57H240V55L238 56ZM242 57V56H241ZM2 58H4V59H2ZM56 60V61H58L57 63H56V61L54 60V59ZM68 59H69V56L67 57ZM89 58V57H88ZM94 58H95V56H94ZM93 57H92V59H94ZM168 58L170 59V60H168ZM182 58H184V57H182ZM213 58V59H214ZM243 58V57H242ZM9 59L12 61V63L13 64H11L10 63V61H9ZM74 59V58H73ZM84 59V60H83ZM90 59H91V57H90ZM19 60H20V57H19ZM64 60V59H63ZM67 60V59H66ZM98 60H99V62H98ZM101 60V61H100ZM182 60V61H181ZM23 61H24V59H23ZM22 61V62H23ZM33 61V62H32ZM53 61H55V63L57 64V66H58V68L60 69V70H62L61 72V75H60V71L58 72V73H56V70H55V72H54V67L56 66V64H54L53 66V68L51 67L52 66V64H53ZM91 61V62H92ZM96 61V62H95ZM166 61V62H165ZM186 61V60H185ZM19 62V61H18ZM90 62V61H89ZM98 62V63H97ZM165 62V63H164ZM180 62H182V63H180ZM188 61H186L185 62V64L187 63ZM238 62V61H237ZM243 62V61H242ZM21 63V62H20ZM44 63V64H43ZM95 63H97V66H95L96 64ZM137 63L138 64H140L137 68H136V65H137ZM163 63H164V65L166 66V63H167V66H168V69H167V66L165 67V69H164V67L163 66H161V65H163ZM174 63V62H173ZM179 63H180V65H179ZM220 63V62H219ZM238 63H240V62H238ZM237 63V64H238ZM81 64V65H80ZM158 64H160V65H158ZM176 64H178V66L176 65ZM241 65H243L242 63H240ZM24 65H26V64H24ZM32 66L31 68H32V70H31V68H29L30 66ZM63 65V66H62ZM67 65V64H66ZM103 65V66H102ZM107 65L109 68H110V70H111V68H116L118 65V69L120 70V72H119V70H116L115 69V71L116 72H119L120 74H123V75H120L119 73V75H118V77H119V79H118V77H117V79H113V81L114 80H116V81H114V82H112V80H111V78L110 77H107L108 75L110 76V73H108L109 72V70H107V69H109V68H103V67H105V66ZM120 65H123L122 67L120 66ZM145 65V66H144ZM170 65V66H169ZM187 65H188V63H187ZM17 66V67H16ZM70 66V65H69ZM72 66V67H73ZM106 66V67H107ZM143 66H144V68H145V70H144V76L143 75H141V73L139 72V71H137V69H140V68H143ZM159 66H161L162 68H163V73L162 74H160V72H162L161 70H162V68H160ZM172 66H173V68H172ZM197 66V65H196ZM234 66H236L238 69L236 70V74H235V69L232 71L233 72V75H234V77L233 76H231V74H230V77H232L231 78V81H232V79L234 78L235 80H233V82L232 83H230L231 81L229 80L228 82L230 83V85L231 84H234L235 85V83L234 82H237L238 81V83L241 81V78H242V76L241 75H243L245 72H246V68L247 67H245V64H244V66H237L236 65V62H235V64H234ZM91 67V68H92ZM121 67V68H120ZM158 67V68H157ZM170 67V68H169ZM191 67V66H190ZM245 69H243V68ZM52 68V69H51ZM159 68L161 69V70H159ZM242 68L243 69V74L241 73V71L242 70H240V69ZM25 69V68H24ZM50 70L49 72H48V70ZM74 69V70H73ZM104 69H106L107 71H104ZM179 69H181V70H179ZM183 69V70H182ZM199 69H201V67L199 68ZM18 70H20V68H18ZM22 70V69H21ZM53 70V71H52ZM92 70V69H91ZM98 70V71H97ZM113 71H114V69H112ZM142 70V72H143V69H141ZM194 70H195V68H194ZM202 70V69H201ZM239 70V73L241 74V75H237V71ZM34 71V73H32ZM52 71V72H51ZM106 73L105 74V77H104V72ZM112 71V72H113ZM147 72H148V69L146 70ZM157 71H159V73H157ZM178 71V72H177ZM48 72V73H47ZM50 72H51V74H53L54 75V77L58 74L60 77H59V80H57L58 78V76L56 77V78H52L53 76L51 75H48V74H50ZM65 72H67L68 73V75L67 74H65ZM139 72V73H138ZM146 72V73H147ZM198 72L199 71H197L196 73L198 74ZM228 72V71H227ZM248 72V71H247ZM54 73H56V74H54ZM64 73V74H63ZM100 73H102V74H100ZM238 73V74H239ZM249 73V72H248ZM21 74H22V76L23 77H21ZM26 74V75H27ZM33 74V75H32ZM64 76H63V75ZM99 74L101 75L100 77H102V78H100V79H103V78H106V79H104V81L103 80H101V81H103V83L104 84H106V87L107 88H104L105 87V85L104 86H102V88H104V90L103 91H101V90H99V89H97V86L95 85V80L96 81H98V80H100V79H98L99 77ZM192 74V73H191ZM195 74V71H193V75ZM197 74H195V76H192V80L190 79L191 78V76H190V78H188V77H186V80H187V78L189 79V80H191V83H194L195 81V77H196V75ZM246 74V73H245ZM46 75V76H45ZM48 75V76H47ZM67 75V76H66ZM107 75V76H106ZM111 75H113V74H111ZM177 75V76H176ZM201 75V74H200ZM227 75H228V73H227ZM249 75V74H248ZM248 75H246V76H248ZM21 78H24V79H21V80H19L20 79V77ZM34 76V77H33ZM121 76V77H120ZM123 76V77H122ZM147 76V75H146ZM169 76H170V78H169ZM171 76H173V78L171 77ZM245 76V75H244ZM51 77V78H50ZM113 77H114V75H113ZM135 77V78H134ZM139 77V78H140ZM141 77V78H142ZM184 77V76H183ZM229 77V76H228ZM241 77V78H240ZM109 78H110V80H109ZM134 78V79H133ZM165 78H167V79H165ZM182 78V77H181ZM197 78V77H196ZM202 78V77H201ZM240 80H238V79ZM17 79H18V81H17ZM30 79V78H29ZM32 79H30L29 81H31ZM53 79V80H52ZM54 79H56L55 81H54ZM121 79V80H120ZM143 79H137L136 78V80H137V82L139 81V80H143ZM165 79V80H164ZM194 79V80H193ZM213 79V78H212ZM230 79V78H229ZM24 80V81H25ZM28 80V79H27ZM38 80V81H37ZM145 81H146V79H144ZM143 80V81H144ZM171 80V81H170ZM182 80V79H181ZM180 80V81H181ZM184 80V79H183ZM215 80V79H214ZM227 80H228V78H227ZM24 81H23V83H24ZM29 81H27L28 83H24L25 84V86H26V84H27V86L30 84V82ZM106 81V82H105ZM109 81H111V82H109ZM154 81V82H153ZM157 81V82H156ZM177 81V80H176ZM179 81V82H180ZM199 81H200V79H199ZM216 81V80H215ZM215 81H213V80H211V82H212V85H209V86H214L213 84H215L214 82ZM245 81V78H244V80L242 81V82H244ZM26 82V81H25ZM32 82V81H31ZM99 82V81H98ZM197 82H198V80H197ZM15 83V84H16ZM22 83V85H24ZM136 83V82H135ZM140 83V82H139ZM141 83H143V84H141ZM141 83L138 85V86H141V85H143V86H141L142 87V89H143V87H144V84H145V82H142L141 81ZM173 83H174V80H173ZM181 83H184V82H181ZM207 83H208V81H207ZM14 84V85H15ZM32 84V83H31ZM164 85V87L165 86H167V85ZM177 84V83H176ZM176 84H174L175 86H176ZM187 84V83H186ZM226 84V83H225ZM237 84V83H236ZM240 84V83H239ZM21 85V86H22ZM35 85V84H34ZM101 85V84H100ZM130 85V86H129ZM172 85V84H171ZM170 85V86H171ZM182 85V84H181ZM185 85V84H184ZM234 85H232V86H234ZM43 86V85H42ZM42 86H40V87H42ZM95 86H96V89H95ZM135 86V85H134ZM137 86V87H138ZM145 86H147V85H145ZM162 86V87H161ZM169 86V87H170ZM187 86V85H186ZM16 87V86H15ZM24 87V86H23ZM23 87H22V89H23ZM47 87V88H46ZM81 87V91H83L82 90V88H84L85 90V94H84V92H83V94L84 95H81L80 96V94H82V92L81 91H77V90H75V89H78V88H80ZM140 87V88H141ZM147 87V88H148ZM159 89H158V88ZM168 87V86H167ZM183 87V86H182ZM20 88V87H19ZM25 88V87H24ZM139 88V87H138ZM147 88H144L143 89V91L145 92L146 91V89ZM157 88V89H156ZM175 88V87H174ZM187 88L188 87H186L185 89H186V91H187ZM190 88V87H189ZM188 88V89H189ZM211 88V87H210ZM30 89V88H29ZM132 89V88H131ZM130 89V90H131ZM137 89V88H136ZM135 88L133 89L134 91H133V95H135L134 94V92L136 93V95H138V92L137 91H135L136 90ZM150 89V88H149ZM152 89L153 88H151L150 90H151V92H153V93H155L154 92V90L152 91ZM169 89H171V88H169ZM179 89V88H178ZM232 89V88H231ZM230 89V90H231ZM18 90V89H17ZM40 90H41V88H40ZM78 90H80V89H78ZM97 90H99V91H97ZM129 90V91H130ZM150 90H149V93H150ZM172 90H173V88H172ZM199 90V89H198ZM229 90V89H228ZM230 90H229V92H230ZM18 91H20V90H18ZM25 91V90H24ZM23 91V92H24ZM27 91V90H26ZM29 91V90H28ZM70 91H71V94L72 95H70ZM74 91V92H73ZM168 91V90H167ZM170 92H171V90H169ZM199 91H201V90H199ZM216 91V90H215ZM79 92H81L80 94H79V96H77V98H75V93H79ZM163 92V91H162ZM181 92V91H180ZM184 92V91H183ZM202 92V91H201ZM262 92V91H261ZM13 93V94H12ZM41 93V92H40ZM48 93V94H47ZM68 93V94H67ZM147 93H148V89H147ZM168 93V92H167ZM173 93H175V92H173ZM197 93V92H196ZM179 94V93H178ZM181 94H184V93H181ZM181 94L179 95V96H181ZM200 94V93H199ZM206 94V93H205ZM257 94V93H256ZM15 95H16V93H15ZM45 95V94H44ZM44 95H42V96H44ZM66 96L65 97V100H62V97L63 96ZM78 95V94H77ZM164 95H165V93H164ZM188 95V94H187ZM198 95V94H197ZM204 95V94H203ZM261 95V94H260ZM13 96V97H12ZM41 96V95H40ZM72 96V97H71ZM158 96H160V95H158ZM158 96H156V97H158ZM162 96V95H161ZM170 96H171V94H170ZM172 96H174V95H172ZM175 96H178V95H175ZM174 96V97H175ZM183 96V95H182ZM189 96V95H188ZM228 96V95H227ZM226 96V97H227ZM10 97H12L11 99H10ZM129 97H130V99H129ZM147 97V96H146ZM149 97V96H148ZM152 97H153V94H152ZM163 97V96H162ZM173 97V98H174ZM192 97V96H191ZM203 97V96H202ZM229 97V96H228ZM44 98V97H43ZM85 98V99H84ZM143 98V99H142ZM159 98V97H158ZM161 98V97H160ZM159 98V99H160ZM37 99V98H36ZM46 99V98H45ZM54 101H53V100ZM64 99V98H63ZM149 99V98H148ZM176 99V98H175ZM183 99H184V97H183ZM185 99H186V97H185ZM198 101H197V100ZM232 99V98H231ZM247 99V98H246ZM258 99V100H257ZM13 100V101H12ZM18 100V99H17ZM40 100H42V99H40ZM70 100V101H69ZM86 100H89V101H86ZM158 100V99H157ZM169 100V99H168ZM172 100V99H171ZM170 100V101H171ZM177 100V99H176ZM176 100H175V102H176ZM188 100V99H187ZM249 100L247 101V102H249ZM257 100V101H256ZM10 101V102H9ZM37 101V100H36ZM55 101H57V102H55ZM68 101V102H67ZM76 101V100H75ZM156 101V100H155ZM166 101V100H165ZM173 101V100H172ZM236 101V100H235ZM245 101V100H244ZM244 101H242V102H244ZM256 101V102H255ZM8 102H9V104H8ZM12 102V104H10ZM16 102H18V101H16ZM58 102V103H59ZM146 102V103H145ZM158 102V101H157ZM161 102V101H160ZM169 102V101H168ZM167 102V103H168ZM204 102V103H203ZM253 102H254V104H253ZM259 104H258V103ZM37 102H35V104H36ZM43 103V102H42ZM82 103V104H83ZM153 103V104H152ZM189 103V104H188ZM213 103V104H212ZM245 103H246V101H245ZM255 103H257L258 105L256 106V104ZM38 104V103H37ZM60 104H61V102H60ZM63 104V103H62ZM61 104V105H62ZM66 104H64V105H66ZM73 104V103H72ZM157 104H155V106H157ZM175 104V103H174ZM177 104V103H176ZM204 104V105H203ZM207 104V105H206ZM221 106H220V105ZM244 104V103H243ZM12 105V106H11ZM15 105L17 106V104L15 103ZM19 105V104H18ZM31 105V104H30ZM41 105H43V104H41ZM165 105V106H164ZM186 105H190V108H189V106H188V109H185V106ZM209 108V110H207L208 108L206 107V106ZM246 105V104H245ZM29 106V105H28ZM92 106H93V108H92ZM182 106V107H181ZM39 107V106H38ZM62 107H64V106H61L60 108H62ZM81 107V106H80ZM207 109H206V108ZM246 107V106H245ZM19 108V109H18ZM21 108H23V110L22 111H26L27 110V112H23L22 113V111H20V109ZM91 108H92V110H91ZM95 108V109H94ZM228 108V109H227ZM240 108V109H239ZM30 109H31V107H30ZM33 109V108H32ZM64 109V108H63ZM86 109V108H85ZM94 109V110H93ZM170 109V110H169ZM174 109H176L175 111H174ZM61 110L62 109H59V111L61 112ZM65 110H66V108H65ZM242 110V111H241ZM22 114H21V113ZM47 112V111H46ZM49 112H50V110H49ZM64 112V111H63ZM84 112V113H83ZM91 112V113H92ZM28 114L27 115V117H25L26 116V114ZM78 113V112H77ZM81 113H83V114H85V116L83 115V114H81ZM48 114L47 115H45V116H48ZM53 114V115H52ZM94 114V113H93ZM98 115V116H99ZM22 116H24V120L26 119L27 121L25 122L23 119H21V118H23ZM30 116V115H29ZM30 116V117H31ZM86 116H88V117H86ZM59 117L60 118H62L61 120L59 119ZM38 118H40V119H38ZM16 120V121H15ZM22 120L24 121V122H22ZM52 120V121H51ZM53 120H54V122H53ZM56 120V121H55ZM60 121V122H58V121ZM13 121H14V123H13ZM37 122H36V124H37ZM46 124H48V125H45V123ZM13 123V124H12ZM17 123V124H18ZM41 123V124H40ZM43 123V124H42ZM81 123H86L85 124V126L83 125L82 126V124ZM23 124V125H22ZM33 124H34V126L35 127H33ZM64 124V125H63ZM88 124V125H87ZM19 125V124H18ZM40 125L42 126V125H44V126H42V127H40ZM55 127H54V126ZM39 126V127H38ZM80 126H82V127H80ZM33 127V128H32ZM57 127V128H56ZM20 128V127H19ZM38 128H40V129H38ZM43 128V129H44ZM54 129V130H53ZM28 131V132H26V131ZM30 130V131H31ZM36 130V129H35ZM56 130V131H55ZM86 130V129H85ZM19 131H21L20 129H19ZM31 131V132H32ZM53 131V133H52V135H48V134H50L51 132ZM76 131V132H77ZM79 131H78V133H76V135L78 136V134H79ZM99 131V130H98ZM18 131H16L15 133H17ZM82 132H84L83 134H82ZM20 133V132H19ZM46 133V134H45ZM30 134V133H29ZM33 135H38V134H35V131L32 133ZM43 134H41V136H42V138H40L39 137V135L38 136H30L29 138V140H30V142H31V139H33V138H40V139H42L43 140ZM70 134V135H69ZM90 134H92V135H90ZM168 134V135H167ZM175 134H173V135H175ZM192 134H194L193 136H191ZM17 135V134H16ZM62 135V136H61ZM65 135V136H64ZM170 136L169 138H171V139H167L165 136ZM177 136H179L178 134H176ZM175 135V136H176ZM14 136V135H13ZM15 137V136H14ZM62 137V138H61ZM79 137V136H78ZM81 137H79V138H81ZM85 137V136H84ZM83 137V138H84ZM174 137V136H173ZM197 137H199V138H197ZM44 138V139H45ZM61 138V140L64 142H62L61 140H59V142L57 141L56 142V139H60ZM99 138L101 139V140H99ZM165 138V139H164ZM12 139V138H11ZM24 139V138H23ZM26 139H28V137L26 138ZM25 139V141L28 143L29 141L28 140H26ZM74 139V138H73ZM78 139V138H77ZM92 141H91V140ZM96 139V138H95ZM164 139V140H163ZM176 139H178V138H176ZM178 139V140H179ZM80 140V139H79ZM83 140H86L85 138L84 139H82L81 141H83ZM88 140H86L85 142H88ZM102 141V143L100 142H98L97 143V141ZM173 140V139H172ZM171 140V141H172ZM189 140V139H188ZM1 140H0V143L2 142ZM5 141V140H4ZM16 141H17V139H16ZM22 141V140H21ZM24 141V142H25ZM35 141V140H34ZM40 141V140H39ZM39 141H38V143H39ZM46 141V140H45ZM60 141H61V143H60ZM78 141V140H77ZM103 141H104V144H103ZM107 141V142H106ZM174 141V140H173ZM180 141V140H179ZM198 141V140H197ZM233 141V142H232ZM7 141H5L4 143H6ZM23 142V141H22ZM30 142H29V145H30ZM44 142V141H43ZM70 142V144H73V142H71V140L69 141ZM69 142H67L66 143V145L67 144H69ZM74 142H75V140H74ZM79 142V141H78ZM77 142V143H78ZM95 142H96V144H98L97 146H96V144H95ZM177 142V141H176ZM175 141H174V145L173 146H175V145H177V146H175L176 147V149L178 148V153H180L179 151V143H181V142H177L176 143ZM203 142H205V141H203ZM232 142V143H231ZM3 143V142H2ZM9 143V142H8ZM10 143H12V141L10 142ZM76 143V142H75ZM74 143V144H75ZM107 143V144H106ZM151 144V146H150V144ZM181 143V146L180 147H182V145L184 144H182ZM186 143H185V146H186ZM206 143V142H205ZM24 144V143H23ZM26 144V143H25ZM46 144V143H45ZM46 144V145H47ZM78 144H80V143H78ZM86 144V143H85ZM102 144L104 145V146H102ZM124 144H126V145H124ZM146 144H148L147 145V148H146ZM161 144V145H162ZM188 145H192V141H191V143H187ZM235 144H234V146H235ZM11 145H13V144H11ZM16 145H17V143H16ZM16 145H14V146H16ZM47 145V146H48ZM88 145H90L91 147H89L90 149H92L93 148V145L92 144H87V145H84V146H86V148H83V149H87V146ZM108 145V146H107ZM145 145V146H144ZM172 145V144H171ZM179 145V146H178ZM188 145H187V147L186 148H184V145H183V147L182 148H184L185 149V151L184 152H186V149L188 150V149H190V151L188 150L186 153H184L182 150V148H180V149H182L181 150V152H183L184 153V155H186V156H188L189 154H188V152H192L193 150V147L192 146H189V148H188ZM196 145V144H195ZM200 145V144H199ZM4 146V145H3ZM22 146H24V145H22ZM21 146V147H22ZM34 146V145H33ZM44 146V145H43ZM56 146V145H55ZM60 146V147H61ZM76 146V145H75ZM80 146V145H79ZM148 146H150V147H148ZM228 146V145H227ZM12 147V146H11ZM10 147V148H11ZM24 147H26V146H24ZM27 147H32V146H27ZM46 147V146H45ZM50 147V146H49ZM60 147H58V148H60ZM72 147V146H71ZM82 147V146H81ZM97 147V148H96ZM105 147V148H104ZM136 147H138V146H136ZM165 147V146H164ZM169 147H171V146H169ZM174 147V148H175ZM198 147V146H197ZM200 147V146H199ZM237 147V148H238ZM4 148V147H3ZM15 148L16 147H14V150H15ZM47 148V147H46ZM70 148V147H69ZM77 148V147H76ZM87 149V151L89 152L90 151V149ZM100 148V147H99ZM119 148H117V150H118V153H116V152H113V153H111V154H119L120 156H121V154L120 153H122V152H120L119 153V151H122V150H120ZM129 148H131V149H133V151H134V149L135 148H132V145H130V147ZM155 148V147H154ZM153 148V149H154ZM204 148V147H203ZM237 148H235L236 150H237ZM245 148V149H244ZM21 149V148H20ZM26 149V148H25ZM29 149V148H28ZM31 149V148H30ZM34 149V148H33ZM37 149V148H36ZM42 149V148H41ZM61 149V148H60ZM66 149V148H65ZM72 149H74V148H72ZM94 149H92L93 151H90L91 152V154L92 155H96V156H93V157H95V158H103V160H100V161H103L102 163H101V168H104V165L103 164H108V162H109V160L111 159V154H110V156L108 157V155H107V158H109V159H107V158H105L106 156H105V154L101 151H98L99 149H97L96 151L97 152H100V153H98V154H100V156H103V157H100V156H97L98 154H97V152L95 153L94 151ZM109 149V150H108ZM195 149V148H194ZM198 149V148H197ZM196 149V150H197ZM259 149V150H260ZM40 150V149H39ZM47 150V149H46ZM49 150V149H48ZM51 150V149H50ZM55 150H56V147H55ZM64 150V149H63ZM68 150V149H67ZM117 150H115V151H117ZM129 150V149H128ZM139 153H140V151L141 152H143L142 151V149H136ZM149 150V149H148ZM151 150V149H150ZM149 150V151H150ZM160 150V149H159ZM162 150H163V148H162ZM166 150H167V148H166ZM203 150V149H202ZM222 150H223V152H222ZM259 150H257V151H259ZM261 150H260V153H264V150H262V152H261ZM16 151V150H15ZM30 151V150H29ZM76 150H74V152H75ZM81 151V150H80ZM83 151V150H82ZM131 151V150H130ZM137 151H135L136 153H137ZM174 151V150H173ZM208 151V150H207ZM250 151V152H249ZM255 151V150H254ZM11 152V151H10ZM16 152H18V151H16ZM39 152L41 153V151H38V154H39ZM48 152V151H47ZM52 152V151H51ZM71 152H72V150H71ZM94 152V153H93ZM155 152V151H154ZM162 152V151H161ZM172 152V151H171ZM171 152H168V153H171ZM195 152V151H194ZM12 153V152H11ZM14 153V152H13ZM81 153H83V152H81ZM80 153V154H81ZM150 153V152H149ZM148 153V154H149ZM151 153H153V152H151ZM182 153V154H183ZM207 153V152H206ZM10 154V153H9ZM88 154H90V153H88ZM90 154V155H91ZM103 154V155H102ZM131 154V153H130ZM135 154V153H134ZM162 154V153H161ZM172 154V156H173V153H171ZM181 154V153H180ZM181 154V156H182V160L186 157V156H184V155H182ZM258 154H259V152H258ZM13 156H14V154H12ZM16 155V154H15ZM40 155V154H39ZM41 155H42V153H41ZM76 155V154H75ZM74 155V156H75ZM78 155V154H77ZM118 155V156H119ZM125 154H123V159H124V156ZM158 155H159V153H158ZM166 155H168V154H166ZM174 155H176V154H174ZM194 156H195V154H193ZM198 155V154H197ZM246 155H248V154H246ZM259 155H261V154H259ZM18 156V155H17ZM36 156V155H35ZM45 156V155H44ZM43 155H42V157H44ZM46 156H47V154H46ZM70 156H71V154H70ZM73 156V157H74ZM84 156V155H83ZM87 156V155H86ZM85 156V157H86ZM114 156L115 155H113V157L112 158H114ZM117 156V155H116ZM131 156V155H130ZM135 156H137V155H135ZM145 156V155H144ZM150 156V155H149ZM160 156V155H159ZM170 158H171V155H168ZM178 156H179V154H178ZM183 156H184V158H183ZM194 156H192L191 154L188 156V157H186L187 159H185V160H187V161H189V160H192L193 159V157ZM48 157V156H47ZM46 157V158H47ZM75 157H77V156H75ZM79 157V156H78ZM77 157V158H78ZM82 157V156H81ZM92 157V156H91ZM133 157V156H132ZM154 157V156H153ZM152 157V158H153ZM162 157V156H161ZM160 157V158H161ZM169 157H165V159L166 160H169V161H167L166 162V160L164 161L167 165H168V167L167 166H164V164L162 165V162L160 161V158H159V165L161 166H164V167H166V168H169V167H172L173 166V164H172V162H171V159L169 158ZM177 157V156H176ZM190 157H192V159H190ZM203 157V156H202ZM209 157V156H208ZM24 158V157H23ZM26 158V157H25ZM36 158V157H35ZM58 158V157H57ZM94 159V160H97V162H98V160L99 159ZM104 158L106 159V160H104ZM116 158V157H115ZM114 158V159H115ZM118 158V157H117ZM136 158V157H135ZM148 158V157H147ZM169 158V159H168ZM179 158H180V156H179ZM195 158V157H194ZM196 158H198V157H196ZM207 158V157H206ZM248 158H249V156H248ZM253 158V157H252ZM3 159H4V157H3ZM7 159V158H6ZM6 159H5V161H6ZM9 159V158H8ZM18 159V158H17ZM41 159V158H40ZM43 159V158H42ZM56 159V158H55ZM79 159H80V157H79ZM83 159H84V157H83ZM134 159V158H133ZM150 159V158H149ZM223 159H225V162H224V160ZM251 159V158H250ZM12 160H14V159H12ZM22 160V159H21ZM51 160V159H50ZM117 160V159H116ZM115 160V161H116ZM125 160V159H124ZM156 160V161H157ZM181 160V161H182ZM185 160H183V162H185ZM194 161H195V159H193ZM189 161V163H187V161H186V164L188 165V166H191L192 165V170L191 169H189V168H187L188 166H186L185 165V168L186 169H189L188 171H193L194 172V174L196 175V173H195V171H196V169L195 168H193L194 167V165H193V163H195L194 161ZM200 160V159H199ZM245 160V159H244ZM246 160H247V158H246ZM245 160V161H246ZM23 161V160H22ZM36 161V160H35ZM42 161H44V160H42ZM41 161V162H42ZM59 161V160H58ZM90 161V160H89ZM104 161H105V163H104ZM128 161H130V158H129V160ZM134 161V160H133ZM157 161V162H158ZM180 161V160H179ZM198 161V160H197ZM202 161V160H201ZM209 161V160H208ZM7 162V161H6ZM9 162V161H8ZM12 162V161H11ZM15 162V161H14ZM14 162H13V164H14ZM18 162V161H17ZM21 162V161H20ZM26 162V161H25ZM39 162V161H38ZM45 162V161H44ZM57 162V161H56ZM60 162V161H59ZM69 162V161H68ZM72 162V161H71ZM84 162V161H83ZM88 162V161H87ZM97 162H94V163H97ZM110 162H113V161H110ZM137 162V161H136ZM171 162V164H172V166L169 164ZM178 162V161H177ZM203 162V161H202ZM209 162V163H210ZM260 162V161H259ZM1 163V162H0ZM19 163V162H18ZM29 163V162H28ZM53 163V162H52ZM58 163V162H57ZM70 163V162H69ZM85 163V162H84ZM126 163V162H125ZM124 163V164H125ZM132 163H134V162H132ZM179 163V162H178ZM190 163H192L191 165H189ZM208 163V162H207ZM2 164H4V163H2ZM1 164V165H2ZM22 165L24 164V163H21ZM27 163H25V165H26ZM33 164V163H32ZM64 164V163H63ZM72 164V163H71ZM89 164V163H88ZM123 164V165H124ZM131 164V163H130ZM139 164V163H138ZM181 163H179L178 164V166H180L181 167V165H180ZM202 164V163H201ZM229 164V163H228ZM24 165V166H25ZM34 165V164H33ZM36 165V164H35ZM40 165V164H39ZM60 165H61V162H60ZM66 165H67V163H66ZM73 165V164H72ZM72 165H70V166H72ZM79 165H80V163H79ZM97 165V164H96ZM127 165V164H126ZM126 165H125V167H126ZM196 165V164H195ZM208 165V164H207ZM211 165V164H210ZM42 166H43V163H42ZM68 166V165H67ZM98 166V165H97ZM109 166V165H108ZM112 166V165H111ZM115 166H116V164H115ZM115 166L113 167V168H115ZM139 166V165H138ZM202 166H203V164H202ZM15 167H17V166H15ZM39 167V166H38ZM46 167V166H45ZM69 167V166H68ZM72 167H74V166H72ZM87 167V166H86ZM94 167V166H93ZM96 167V166H95ZM141 167V166H140ZM156 167H158V166H156ZM198 167V166H197ZM19 168V167H18ZM18 168H17V170H18ZM36 168V167H35ZM40 168H41V166H40ZM46 168H48V167H46ZM98 168V167H97ZM177 168V169H176ZM176 168H174V166H173V168H171V170L173 171V173H172V171L170 170V172H169V170H168V172L171 174H176V173H174L175 171L177 172V170H179L178 172H180V173H178L180 176H182L181 175V173L183 172V175H184V171H182L180 168H178V167H176ZM182 168V167H181ZM204 168V167H203ZM235 168V167H234ZM21 169H23L22 167H21ZM70 168H68V170H69ZM72 169H76V168H72ZM94 169V168H93ZM99 169V168H98ZM105 169V168H104ZM103 169V170H104ZM121 169L122 170H125L124 168H123V166L121 167ZM127 169L128 168H126V171H127ZM157 169V168H156ZM170 169V168H169ZM174 169H175V171H174ZM184 169V168H183ZM186 169H184V170H186ZM194 169V170H193ZM0 170H1V168H0ZM16 170V169H15ZM20 170V169H19ZM18 170V171H19ZM36 170H37V168H36ZM48 170V169H47ZM84 170V169H83ZM83 170H79L81 173H85V171H83ZM86 170V169H85ZM108 169H106V171H107ZM113 170V169H112ZM111 170V171H112ZM115 170V169H114ZM166 170V169H165ZM164 170V171H165ZM234 170V169H233ZM71 171H74V170H71ZM77 171V170H76ZM91 171V170H90ZM102 170H100L99 172H101ZM106 171H104L103 173H105ZM118 171V170H117ZM130 171V170H129ZM129 171H127V175H128V172ZM161 171V170H160ZM160 171H158V172H160ZM163 171V170H162ZM79 172V173H80ZM92 172H93V170H92ZM94 172H97V171H94ZM115 172V171H114ZM113 172V173H114ZM193 172H191L192 173V175H193ZM45 173H46V171H45ZM75 173V175L74 176H76V172H74ZM80 173V175H83V174H81ZM87 173H88V171H87ZM90 173V172H89ZM118 173H119V171H118ZM120 173H122V172H120ZM125 173V172H124ZM162 173V172H161ZM187 173V172H186ZM191 173H189L190 175L188 176L189 177V179L192 181H188V182H191L192 183V185H193V183L195 184V182H194V179L192 178L193 176L191 175ZM34 174V173H33ZM38 174V173H37ZM41 174V173H40ZM68 174V173H67ZM73 174V173H72ZM92 174V173H91ZM93 174H95V173H93ZM106 174V173H105ZM112 174V173H111ZM116 174V173H115ZM130 174H131V171H130ZM157 174V173H156ZM166 174H167V171H166ZM171 174V175H172ZM0 175H1V173H0ZM46 175H47V173H46ZM79 175V174H78ZM77 175V176H78ZM89 175V174H88ZM132 175V174H131ZM134 175H135V173H134ZM165 174H163V176H164ZM187 175H188V173H187ZM31 176V175H30ZM29 176V177H30ZM33 176H36V175H33ZM42 176V175H41ZM67 175H65V177H66ZM92 176V175H91ZM161 176H162V174H161ZM160 176V177H161ZM184 176H186V175H184ZM196 176H198V175H196ZM37 177V176H36ZM39 177V176H38ZM46 177V176H45ZM81 177V176H80ZM117 177V176H116ZM131 177V176H130ZM129 176H128V178H130ZM135 177V176H134ZM166 177H168V175H166ZM179 176L178 175H176V178L175 179H177V180H175V181H178V178ZM31 178V177H30ZM29 178V179H30ZM75 178V177H74ZM84 178V177H83ZM121 178V177H120ZM123 178V177H122ZM128 178H127V180H128ZM171 179H172V177H170ZM186 178V177H185ZM197 178V177H196ZM200 178V177H199ZM198 178V179H199ZM1 179V178H0ZM24 179H26V177H24ZM41 179V178H40ZM71 179V178H70ZM76 179V178H75ZM87 179V178H86ZM131 179V178H130ZM135 179V178H134ZM138 179L139 178H136V180L138 181ZM169 178H167V179H165V181H166V185H168V184H171V182L170 181H172V182H174L173 180H174V178H173V180H171V179H169L170 181H169V183H168V180ZM182 179V178H181ZM188 179V180H189ZM3 180V179H2ZM44 180V179H43ZM83 180V179H82ZM162 180V181H161ZM160 181L163 183L164 181V179H161ZM4 181V180H3ZM22 181V180H21ZM42 181V180H41ZM46 181V180H45ZM44 181V182H45ZM53 181V180H52ZM51 181V182H52ZM62 181V180H61ZM64 181V180H63ZM79 181V180H78ZM134 181V180H133ZM159 180H157V182H158ZM186 181H187V179H186ZM195 181H196V179H195ZM24 182H25V180H24ZM29 182V181H28ZM32 182H34V181H32ZM80 182H82V181H80ZM88 182V181H87ZM105 182V181H104ZM129 182H131V181H129ZM136 182V181H135ZM134 182V183H135ZM180 182H181V180H180ZM179 181L177 182L178 184H180L181 185V187H183L184 185H186V183L184 182V184L182 185L181 183H180ZM197 182V181H196ZM21 183V182H20ZM27 183V182H26ZM47 183V182H46ZM133 183V184H134ZM176 182H174L172 185H175V184H177ZM191 183H188L187 184V186H189V184L191 185ZM229 183V184H228ZM239 183V182H238ZM2 184H4V183H2ZM24 184V183H23ZM29 184V183H28ZM31 184V183H30ZM40 184V183H39ZM43 184V183H42ZM57 184H59V183H57ZM70 184V183H69ZM82 184H84V183H82ZM87 184V183H86ZM90 184V183H89ZM115 184V183H114ZM122 184V183H121ZM129 184V183H128ZM132 184V185H133ZM165 184V183H164ZM79 185V184H78ZM81 185V184H80ZM79 185V186H80ZM97 185V184H96ZM102 185V184H101ZM191 185V186H192ZM198 185V184H197ZM20 187H21V185H19ZM28 186V185H27ZM31 186V185H30ZM59 186H61V185H59ZM64 187H66L65 185H63ZM70 186H71V184H70ZM131 186V185H130ZM135 186H136V184H135ZM170 186V185H169ZM169 186H166V188H169ZM179 186V185H178ZM177 185H176V187L174 186V188L176 189V188H180V189H178V191H182L184 188H186L187 186H184L183 188H181L180 186L178 187ZM191 186H189V187H191ZM1 187H2V185H1ZM36 187V186H35ZM42 187V186H41ZM45 187V186H44ZM49 187V186H48ZM76 187V186H75ZM120 187V186H119ZM133 188H134V186H132ZM131 187V188H132ZM22 188V187H21ZM33 188H34V186H33ZM54 188V187H53ZM56 188V187H55ZM108 188V187H107ZM136 188V187H135ZM144 188V187H143ZM27 189H28V187H27ZM46 189H47V187H46ZM109 190H110V186H109V188H108ZM187 189V188H186ZM1 190V189H0ZM4 190V189H3ZM2 190V191H3ZM34 190V189H33ZM64 190V189H63ZM71 190V189H70ZM73 190V189H72ZM105 190V189H104ZM122 190V189H121ZM191 190V189H190ZM190 190H189V192H190ZM24 191V193H25V190H23ZM23 191H22V194H23ZM28 191H31V189L29 188V190H27V192ZM35 191V190H34ZM38 191H40V190H38ZM57 191V190H56ZM61 191V190H60ZM74 191V190H73ZM76 191V190H75ZM106 191V190H105ZM108 191V190H107ZM126 191V190H125ZM176 191H177V189H176ZM177 191V192H178ZM192 191V190H191ZM217 191V190H216ZM1 192V191H0ZM50 192V191H49ZM68 192V191H67ZM72 192V191H71ZM176 192V193H177ZM214 192H215V190H214ZM3 193H4V191H3ZM2 192H1V194H3ZM33 193V192H32ZM43 193V192H42ZM41 193V194H42ZM45 193H47L46 192V190H45ZM124 193V192H123ZM163 193H165V192H163ZM219 193V192H218ZM241 193V192H240ZM40 194V195H41ZM52 194H53V192H52ZM51 194V195H52ZM61 194V193H60ZM129 194V195H128ZM144 194V193H143ZM180 194V193H179ZM217 194V193H216ZM39 195V196H40ZM43 195H45V194H43ZM107 195V194H106ZM105 195V196H106ZM121 195H122V193H121ZM127 195L128 196H130V193H127ZM125 196V197H128V196ZM178 195V194H177ZM182 195H183V193H182ZM221 195V194H220ZM219 195V196H220ZM35 196H37V193H36V195ZM35 196H32L31 195V197L30 198H34ZM47 196V195H46ZM50 196V195H49ZM55 196V195H54ZM62 196H65L64 195V193H63V195ZM62 196H61V198L60 199H62ZM123 196V195H122ZM121 196V197H122ZM132 196V195H131ZM150 196V195H149ZM180 196V195H179ZM218 196V197H219ZM22 197V196H21ZM25 197V196H24ZM26 197H28V196H26ZM51 197V196H50ZM56 198H57V200H59L60 201V199H58V197L57 196H55ZM55 197H53L52 199H54L55 200ZM68 197V196H67ZM73 197V196H72ZM109 197V196H108ZM143 197V196H142ZM151 197H153V196H151ZM32 198V199H33ZM47 198V197H46ZM64 198V197H63ZM74 198V197H73ZM139 197H137V198H135V201L133 200L134 199V197H132V198H130V199H132V202H133V204L135 205L136 203V205L138 206V207H141L142 205H140L141 203H140V201L138 202L137 200H139L138 199ZM141 198V197H140ZM185 198V197H184ZM219 198H221V197H219ZM37 199V198H36ZM49 199H51V198H49ZM48 199V200H49ZM69 198H67V200H68ZM122 199H124V198H122ZM129 199V198H128ZM137 199V200H136ZM38 200V199H37ZM36 200V201H37ZM40 200V199H39ZM42 200V199H41ZM47 199H45V201H46ZM70 200V199H69ZM103 200V199H102ZM149 200V199H148ZM152 200H154V199H152ZM168 200V199H167ZM26 201V200H25ZM28 201V200H27ZM26 201V202H27ZM33 201V200H32ZM31 201V202H32ZM35 201V202H36ZM62 201V200H61ZM60 201V202H61ZM65 201V200H64ZM74 201V200H73ZM127 201V199L125 200V203H127L126 202ZM130 200H128V205H130L131 204V202H129ZM144 201V200H143ZM48 202V201H47ZM63 202V201H62ZM71 202V201H70ZM69 202V203H70ZM80 202V201H79ZM154 202V201H153ZM50 202H48V204H49ZM67 203V202H66ZM68 203V204H69ZM107 203V202H106ZM130 203V204H129ZM139 203V204H138ZM239 203V204H238ZM37 204V203H36ZM46 204V206H47V203H45ZM44 204V205H45ZM52 204V203H51ZM61 204V203H60ZM105 204V203H104ZM132 204V205H133ZM151 204H152V202H151ZM34 205V204H33ZM59 205V204H58ZM63 205V204H62ZM127 204H126V207L128 206ZM133 205V206H134ZM35 206H37V205H35ZM49 206V205H48ZM55 206H57V205H55ZM79 206V205H78ZM104 206V205H103ZM137 206H134V207H137ZM240 206V205H239ZM238 206V207H239ZM65 207V206H64ZM77 207V206H76ZM41 208H42V206H41ZM45 208V207H44ZM48 208V207H47ZM58 208H59V206H58ZM69 208H71V206L69 207ZM78 208V207H77ZM61 209H63V208H61ZM76 209V208H75ZM130 212L134 215V213L136 212V211H139V210H134V209H132V207H130ZM141 209V208H140ZM145 209V208H144ZM71 210H73V208L71 209ZM135 211V212H132V211ZM237 210V209H236ZM64 211V210H63ZM63 211H61V212H63ZM67 211H68V208H67ZM66 211V212H67ZM79 211V210H78ZM129 211V210H128ZM143 211V210H142ZM69 212V211H68ZM70 212H73V211H70ZM80 212V211H79ZM140 212V211H139ZM144 212H145V210H144ZM78 213V212H77ZM82 213H83V211H82ZM140 213H142V212H140ZM7 214V213H6ZM65 214V213H64ZM76 214V213H75ZM75 214H74V216H75ZM145 214H147V213H145ZM234 215V217L233 218H235L234 220L236 221V222H233L234 220H233V218H232V216L231 215ZM62 215V214H61ZM66 215V214H65ZM70 215V214H69ZM72 215V214H71ZM78 215H79V213H78ZM83 215H85V213L83 214ZM94 215V214H93ZM92 215V216H93ZM98 215H100V214H98ZM136 216H137V219H136V221H139V220H141V219H143V217L144 218H146L145 216L146 215H144V213H143V215L141 214V218L140 217H138L140 214L138 213L137 214V212H136V214H135ZM134 215V216H135ZM0 216H3V215H1L0 214ZM7 216V215H6ZM87 216V215H86ZM229 216H231V217H229ZM73 217V216H72ZM76 217H77V215H76ZM76 217H74V218H76ZM85 217V216H84ZM96 217V216H95ZM79 218H81L80 216H79ZM92 218V217H91ZM82 219H84L83 217H82ZM139 219V220H138ZM69 220H70V218H69ZM74 220V219H73ZM79 220H81V219H79ZM89 220V219H88ZM93 220V219H92ZM150 220V219H149ZM240 220V219H239ZM75 221H78V220H75ZM96 220H94V222H95ZM141 221H143V220H141ZM145 221H147L146 223H145ZM152 221V220H151ZM71 222V221H70ZM80 222V221H79ZM93 222V221H92ZM97 222V221H96ZM117 222V221H116ZM123 222V221H122ZM126 222V221H125ZM131 222V221H130ZM144 222V223H143ZM142 223V226H143V228L144 229H147V227L145 228L144 227V224H145V226L149 223V227L148 228H150L149 229V232L150 231H152V233H153V230H156V229H152L151 230V225H150V221L148 222V217H147V219H144V221H143ZM154 222V221H153ZM28 223V222H27ZM27 223H26V225H27ZM75 223V222H74ZM89 223V222H88ZM136 223H139V222H136ZM136 223L134 224L135 225V227H133V228H136ZM141 223V222H140ZM162 223V222H161ZM163 223H165V222H163ZM72 224V223H71ZM85 224V223H84ZM91 224V223H90ZM89 224V225H90ZM119 224V223H118ZM239 224V223H238ZM88 225V224H87ZM139 226H140V224H138ZM24 226H25V224H24ZM24 226H22V227H24ZM29 226H31V224L29 223ZM83 226V225H82ZM86 226V225H85ZM129 226V225H128ZM154 226V228H155V225H152V227ZM239 226V225H238ZM124 227V226H123ZM165 227V226H164ZM220 227H223V226H220ZM125 228V227H124ZM143 228H142V230H143ZM24 229V228H23ZM22 229V230H23ZM30 229H31V227H30ZM30 229H29V231H30ZM119 229V228H118ZM170 229V228H169ZM172 229V228H171ZM170 229V230H171ZM199 229V230H198ZM235 229V230H234ZM135 230H136V232H135ZM134 230V232L136 233V236H138V234H139V231H141V228L139 229V230H137V229H135ZM167 230V229H166ZM169 230V231H170ZM234 230V231H233ZM27 231V230H26ZM33 231V230H32ZM121 231V230H120ZM125 231V230H124ZM131 231V230H130ZM144 231V230H143ZM192 231V232H193ZM210 231V232H209ZM228 231H232V233L231 232H228ZM22 232V231H21ZM25 232V231H24ZM132 232H133V230H132ZM145 232V231H144ZM148 232V231H147ZM149 232H148V234L145 232V233H143L144 235L146 234V236H148L149 237ZM23 233V232H22ZM21 233V234H22ZM25 233H27V232H25ZM124 233V232H123ZM126 233V232H125ZM124 233V234H125ZM140 233H142V232H140ZM8 234V233H7ZM27 234H29V233H27ZM27 234H25L26 236H28ZM31 234V233H30ZM119 234V233H118ZM131 234V236H132V238L134 237L133 236V234L134 233H130ZM129 233H128V235H130ZM165 234V233H164ZM171 234H173V233H171ZM171 234H169V235H171ZM184 234H186V233H184ZM24 235V234H23ZM135 235V234H134ZM142 236V234H139V236ZM19 236H20V234H19ZM138 236V237H139ZM140 236V237H141ZM151 236V235H150ZM204 236V237H203ZM18 237V236H17ZM122 237H123V235H122ZM140 237H139V239H140ZM163 237L164 236H161V240L163 239ZM203 237V238H202ZM6 238H7V236H6ZM123 238H125V237H123ZM129 238H130V236H129ZM132 238H130V239H132ZM144 238V237H143ZM165 238V237H164ZM126 239V238H125ZM138 239V238H137ZM138 239V240H139ZM145 239H148L147 237L145 238ZM145 239L144 240H142V237H141V240H139V243L141 242V241H143V242H141L140 244H144V241H145ZM202 239V243H203V245H202V243L200 242V240ZM16 240H19V239H16ZM15 240V241H16ZM20 240L21 241H23L21 238H20ZM168 240V239H167ZM204 240V241H205ZM7 241V240H6ZM13 241V240H12ZM12 241H9V243H11ZM21 241H19V242H21ZM133 241H135V240H133ZM162 241H164V240H162ZM166 241V240H165ZM173 241V240H172ZM19 242H18V244H19ZM147 242V241H146ZM166 242H168V241H166ZM7 243H8V241H7ZM15 243V242H14ZM130 243V242H129ZM134 243V242H133ZM1 244V243H0ZM17 244V245H18ZM96 244V243H95ZM136 244V243H135ZM134 244V245H135ZM166 244H169V243H166ZM11 245V244H10ZM15 245V244H14ZM14 245H12V246H14ZM17 245H15V246H17ZM26 245V244H25ZM79 245H80V242H79ZM90 245V244H89ZM99 245V244H98ZM133 245V252H135L136 251V249H137V247L139 246H137V247H135ZM169 245H175V244H169ZM1 246H3V244L1 245ZM11 246V247H12ZM14 246V247H15ZM39 246V245H38ZM51 246V245H50ZM83 246H85V245H83ZM93 246V245H92ZM97 246V245H96ZM95 246V247H96ZM260 246V245H259ZM19 247V245L17 246V249H11L10 247V249H6V251H5V248H4V250H1V248H0V264H50L51 262H53V263H51V264H56L55 262V260H57V258H55V257H52V255L50 256L51 258H49L48 259V261L49 260H51L52 258V260H51V262L49 263L48 261H47V263L45 262V260L46 259H44V261H43V259H41V255H40V257L39 258H35V257H37V256H35L36 254V252L35 251H37V247L36 248H34L35 250H33L34 251V253L33 252H31V251H26L25 252V249L26 248H18ZM21 247V246H20ZM81 247V246H80ZM80 247H78V251L80 250L79 248ZM102 247V246H101ZM203 247H204V249H206V251H204L203 250ZM16 248V247H15ZM50 248V247H49ZM73 248V247H72ZM74 248L75 249H72V250H75L74 252L71 250V254H70V252H69V254L71 255H69L68 254V256H67V258H65V254L64 255H62V256H64V259H67V260H64L63 259V257H58V258H60V259H62V260H60L61 262H62V264H80V263H85V261L84 260H82V259H80V260H78V258H80V256H79V253H80V255L81 256H83V255H85V254H87L88 255V253H85L84 252V250L83 249H86L85 247L83 248V249H81V250H83V251H81L80 250V252H78L77 251V249H76V247L74 246ZM99 249H101L100 247H98ZM108 248V247H107ZM136 248V249H135ZM171 249V247H168V249ZM257 248V247H256ZM19 249V250H18ZM31 249V248H30ZM53 249V248H52ZM90 249V248H89ZM93 249V248H92ZM97 249V248H96ZM96 249H93L91 252H93L94 250H96ZM104 249V247H102V250ZM27 250V249H26ZM29 250V249H28ZM49 250V249H48ZM48 250H47V252L46 253H48ZM50 250H51V248H50ZM49 250V251H50ZM87 250V249H86ZM131 250V249H130ZM129 250V251H130ZM210 250V249H209ZM208 250V251H209ZM213 250V249H212ZM215 250V249H214ZM213 250V252H215L216 251V253H217V249L214 251ZM257 250V249H256ZM100 251L101 250H97V251H95V254H94V252H93V254L95 255H92V257L90 256V254L88 255V257L89 258H100L101 256V260L100 259H98V262H96L95 264H102V262L104 261L103 259L104 258H106L109 254L107 253V255L103 258V256H104V253H106V252H104L103 253V251H101V254L103 253V255H99L100 254ZM106 251L108 252V250L106 249ZM110 251H113V250H110ZM175 251V252H174ZM211 251V250H210ZM259 250H257L256 252H257V254L258 255H260L261 253L260 252H258ZM29 252V253H28ZM131 252V251H130ZM129 252V254H131L132 255V258H130V260H129V254H127V255H124V258L123 257H121L120 259L123 261V263H120V262H122V261H120V259H119V257H117L118 259H119V263L118 262H116V260H117V258H115V256H117V254L115 253V252H111V256L112 257H114L116 260H114V262H110V261H113V259L114 258H112V257H109V259H108V261L107 262H109V264H131V262H133L134 261V263L135 264H137L136 262L138 261V260H136L135 258H138V256L137 257H134V253L132 254V252L130 253ZM138 251H136V253H137ZM223 252H224V254H223ZM227 252V251H226ZM38 253V252H37ZM51 253H52V251H51ZM74 253V254H73ZM76 253V254H75ZM78 253V254H77ZM82 253H84V254H82ZM97 253H98V255H97ZM112 253H113V255L114 254H116V255H112ZM30 254H34L33 256L32 255H30ZM63 254V253H62ZM67 254V253H66ZM73 254V255H72ZM138 254V253H137ZM256 254V253H255ZM43 255V254H42ZM46 255V254H45ZM61 254L59 253L57 256H60ZM74 255H77V256H74ZM139 255V254H138ZM208 255V256H207ZM212 255V254H211ZM232 255H233V257H232ZM35 256V257H34ZM39 256V255H38ZM44 256V255H43ZM86 256V255H85ZM94 256V257H93ZM234 256H235V259H234ZM84 257V256H83ZM83 257H81V258H83ZM107 257V258H108ZM211 257V256H210ZM232 257V258H231ZM43 258H45V257H43ZM55 258V259H54ZM95 258V259H96ZM111 258V259H110ZM226 258V259H225ZM39 259H41V260H39ZM131 259H132V261H131ZM208 259V260H207ZM225 259V260H224ZM236 260V262L234 261V260ZM59 260V259H58ZM57 260V264H58V262H60V261H58ZM136 260V261H135ZM77 261H79V262H77ZM81 261H84V262H81ZM100 261V262H99ZM105 261V262H106ZM205 261V262H206ZM209 261V262H208ZM44 262V263H43ZM61 262L59 263V264H61ZM240 264H243L242 263V261H240L239 262ZM238 263V264H239ZM104 264V263H103ZM106 264V263H105ZM108 264V263H107Z\"/></svg>",
	"mask_w": 264,
	"mask_h": 264
}]
</instances>
